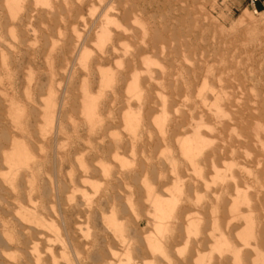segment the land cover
<instances>
[{
  "label": "rangeland",
  "instance_id": "1",
  "mask_svg": "<svg viewBox=\"0 0 264 264\" xmlns=\"http://www.w3.org/2000/svg\"><path fill=\"white\" fill-rule=\"evenodd\" d=\"M21 1H23L24 7L26 6V8L27 7L28 8H27V10H26V8L24 10L23 4H22V7H23L22 11L24 10L25 14H24V12L21 13L19 11L20 13L18 12L15 17L18 20L19 19L24 20V22H26V23L24 24L22 22V26H21L22 29H21V27H18L21 30L20 29L18 30V28L15 25L14 26L16 28L13 25H10L12 27H8L7 28L8 30L6 29V31L4 30L2 33H0L1 36H2L1 38H3L2 42L5 44V45L1 44L2 46H0L1 49H2V50H0V51H2L1 52L2 55L0 54V60L2 58H4L5 60L7 59L6 63L9 62V64L5 63L6 66L1 65L3 68H5L4 70H3L2 67H0V74H1L0 79H2V82L0 81L1 82L0 83V87L3 88V90H1L2 92L5 89L4 92H7L6 94H8L9 98L12 97L11 99H12V102H13L14 106H18V104H19L20 108L25 107L26 114H28V113L30 114V111L28 110V108H31V109L34 108L35 111L37 110L36 112H34L33 117L31 116L32 114H30L29 122H31L32 125H31V123H28L27 129H26V125H25L26 123L23 122L24 119H20L19 121L21 123L23 122L20 126H22L23 128L17 126L19 128V130H18L17 127H14L15 130L13 129L11 134H12V137L14 136L13 140L15 138V140L13 141L14 145L15 144H19V143L22 144L23 141H24V143L26 145H27V143H30V144L27 145V147H29V145H31V144L33 145V146L29 147L30 153H32L33 151L36 152V153H32L31 154V155L35 154V156H33L31 161L29 159L28 162L31 163L32 160L34 161V159H35V161L37 163V162H39L41 160V165L40 166H42L41 167V172L42 171L43 172L42 173L40 172L41 174L39 173L40 174L39 178H42V179L44 178V179L43 180L39 179V178H38L39 180L37 179V182L35 184L36 190L33 192L32 197H31L30 200L28 199L27 194H24L23 192H20L21 190L19 192L17 191L19 193V195H18V193L14 192V194H15V197H14L13 193H9L7 191H2L0 189V200H3V201H0V208H1L0 209V222H6L7 223V228H6L7 232L5 231L4 233H10V234H12L11 236L14 235L13 238L14 237L16 238V235L19 234V232H16V231L20 230V227L18 225V219L20 218V215L22 216V214H24V213L27 214L28 210L33 208L34 206L37 207V208H40V213H41L40 215L42 216V219L43 218L45 219V221L43 219V221H44V223H43V221L41 219V221H42L41 222V226L38 229L39 233L36 235V237H38V240L36 241V250H37V252L33 251L32 249H30L33 252L31 251V253H29V250L27 248L24 249L23 246L20 243L18 244L16 242V239H13L14 241H9L8 243H5L6 245L3 244L1 246L3 248V249L1 248L3 256L5 255L4 259H3L4 260L3 261L4 264H18L19 262H21L19 264H28V263L29 264H33L32 260H33V262L35 264H38V263L39 264H48L49 262H51L49 264H71V263L72 264H86V263L87 264H109L111 262V260H112L111 264H145L148 260L151 259V257H150L151 255L155 256L157 259L161 260V255L158 254L157 250H154V249H157L156 247L154 248V245L156 246L155 242H157V241H158L157 243H159V242L161 243L162 248L166 252L168 251L167 252L168 254L169 253L170 254L173 253L171 255H172V259H173L174 262H181L182 261V262H185L186 264H195L194 263V259L198 255H203V259L206 262H208L209 264H214L215 253L214 252L210 253L209 250L212 248V246L214 244L213 242H215L216 240H219L218 230H216V226L220 227L221 231L224 233V236L228 240H230L231 243L240 244V240L236 236V233L240 232L242 229H244V226H243L244 225V219L242 220L241 213L242 214L246 213L244 211V210H246V208H244V206H246V204L237 203V205H236L237 208H235L234 211H231V212H230V209H229L230 208L229 206H231V205H229V204H231L233 202V199L235 200V198H237V195L240 192H244L245 194H247V193L250 194V195H248V197H249L250 200H252L253 197L251 196V193H252L253 190L251 191L250 189H253V186L256 184L255 181H254V178H255V176H259L260 179L262 178V172H261V170L258 167V163L255 161L256 159H253V158L256 157L255 156L256 153L254 154L255 151L253 149H252V151L250 150V152L246 149L247 145L245 143H246L247 138L243 137L244 136L243 133L242 134L240 133V135H239V132H241V128L240 127H241L242 123L239 120H237L235 115H234V112H237V113H240V114H242V112H243V116L245 117L244 121L248 122V121H251L252 119L259 118L260 117L259 115L264 114V22H263L264 18H260L257 13H254L252 11L251 6L249 5V0H130V1L128 0L129 2L127 0H119V1H116V0H97V1L96 0H90L92 3L88 2L89 0H80V1L76 0L79 3V7L81 9L79 7H78V9L76 7H70L71 11H70V9L68 7L67 8L63 7L64 9L66 8L67 11H65L64 9L63 10L60 9V8H62V6L59 7L57 5V7H56V1H58V0H44L43 2H40L41 5L39 3H37L36 5H33V4L30 5L28 0H21ZM25 1H27V4H26ZM54 1H55V4H54ZM49 2H50V5H48ZM102 2H103V4H102ZM119 2H122V3L125 2V4H127V2H128L129 4H127V5H124V4H121V3L120 4L122 6L124 5L125 7L128 6V5L129 6L127 7V9L125 7H123V9H122V8H120L121 5L119 4ZM96 3H98V4H96ZM151 3H153V4H151ZM38 4L41 7H39ZM94 4H95V6H94ZM118 4H119V6H117ZM89 5H91V6H89ZM130 5H132L134 8L130 7ZM29 6L32 7V11H33L32 13L30 12L31 15H30V13H28V15L26 14L27 12L31 11V9H30L31 7H29ZM53 6H55V7H53ZM87 6L90 7L89 10H88ZM262 6H263L262 10H264V2H263ZM34 7L36 9H37V7H39L38 8L39 10L38 9H37V11L34 10ZM41 8H48V9H50L52 11V13L56 12L58 14V12H59V14H58V16H57V14H53L54 15L53 16V15H50L51 12L47 13V12L43 11L47 15H49V16H47L40 10ZM52 8L53 9L55 8L54 9L55 11H53ZM157 8H160V9H157ZM115 9H116V11H114ZM163 9H165V11ZM171 9H172V11L170 12ZM177 9H180V10H177ZM244 9H246L247 12L253 14L252 15L254 17L253 24L255 23V26H257V27H255V29L254 28H248L246 24L240 23V21H238V17L242 14ZM81 10H83V11H81ZM87 10L89 12L90 11L91 12L89 13ZM104 10H105L106 13L104 12ZM107 10L109 12H107ZM184 10L187 11V12H185ZM35 11L39 12V13H36ZM124 11L125 12L127 11L128 13H130L129 17H131L130 18L131 20H132V16L133 15L134 16H136V15L138 16L139 15L140 16V17L138 16L139 17L138 18L139 19V23L138 22H133L132 28H130L131 25H130V27H127L126 24H128L127 23L128 21L124 22L125 21L124 20V17H125L124 15L127 16L128 13L127 12L125 13ZM136 11H138L140 14H137ZM146 11H147V13H146ZM40 12H42L44 15L42 13H40ZM161 12H163L165 15L163 13L161 14ZM258 12H259V10H258ZM91 13H93V14H91ZM121 13L123 15H121ZM132 13H133V15H132ZM32 14H33V16H32ZM34 14H35V16H34ZM38 14L39 15L41 14L40 16H42V15L43 16L40 17ZM83 14L85 16H82ZM112 14H113V16H115V19H114V17H112L113 20H112V18L110 19ZM20 15L24 16V17H22L23 19L20 17ZM67 15L70 18H67ZM29 16H31V18ZM50 16H52V17H50ZM107 16H110L109 19H108ZM122 16H123V18H121ZM151 16L153 18L155 17V19H153ZM163 16H164V18H163ZM173 16H175L177 19L179 17H181L179 19L182 20V21L178 20V22H177V19H175L176 20L175 22H177V25L180 26L181 30L184 31V33H182V31H181V34H180L181 37H184V38H188L187 37L188 33L185 32L187 30V28L191 27V25L193 26V24L190 25V23H192L191 21L192 20L195 21L194 23L198 22V23H196L194 25V27L198 31L197 34L200 35V36L202 35L201 36L202 39L199 40L200 42H198V39H196L197 42L194 41L191 44H189L190 46L189 45L188 46L191 47V48L195 47L197 49L196 57L198 55L201 56V59H200L201 64L205 65L206 63H209V65L213 66L214 70L217 69L216 70L217 72L214 71L216 75L220 71H223L222 74H221L222 79H224L223 82H222V84L224 86L223 91L224 92L228 91L226 93V97L228 99L226 98L224 100V102H223V108H224V111H225L224 115H222V116L220 115V118H219V116L218 117L214 116L215 118H210L207 114H205V117L208 116L207 117L208 119L204 118L205 119L204 120L205 121V123H204L205 125L202 126L200 131H201L202 137H204L203 139L205 141H207V139H208V141H211V140L212 141L211 142L207 141L206 142L207 144L204 145L203 148H202L203 149L202 153L199 154V155L194 156V158H195L194 160H196L197 163L199 162L197 164V167L192 165L193 163L190 160L188 162V158L186 157L185 149L181 148L182 146L185 147L184 146V142H189L192 139V137H194V135L192 134V132L190 133L191 129L188 128L189 125H187V124H185L183 122L184 119H182V120L178 119V118H180V119L182 118V116L180 117V114L182 115L181 112H182L183 109H185V107H184V105L182 103L183 101H181L182 99L180 100V98H179V97H182L181 96L180 86H179L180 85L179 81L181 80V77L183 75L189 74V72L188 73L186 72L185 68H187L188 65L186 66V64H189L190 59H188V58H184L183 59V58L179 57V54L175 53L176 50H174L175 51L174 52L173 49H172L173 47H171L170 45L169 46H164V47H157L156 49L159 50L160 53L158 51L156 53V50H154V49L145 50V51L142 50L141 52L137 51V50H134L135 49L134 48L135 42L139 41L142 38L141 33L143 32V30H142L143 29L142 28L143 24H145V27H147V29L146 28L145 29L148 32H151L150 30H152V29H156L157 31H161L162 30V26L165 23V21H166V24H167L168 23L167 21L170 20L171 17H172V19L175 18ZM191 16L194 17V18L196 17L195 18L196 20L194 18L191 20V18H192ZM56 17H58V18H56ZM60 17L63 18V20H61ZM89 17L91 19H89ZM106 17H107V19H106L107 21L105 20ZM182 17H184L185 19H183ZM198 17H201V18H198ZM25 18L27 20H25ZM120 18H121V20H119ZM134 18H136V17H134ZM202 18H203V20H202ZM256 18H257V20H256ZM28 19H30V21ZM80 19H81V21H80ZM98 19H100V20L98 21ZM64 20L66 21V23H65ZM88 20H89V22H88ZM109 20H110V22H109ZM115 20H117V21L115 22ZM162 20H165V21H163L164 22L163 24H162ZM51 21H52V23L53 22L55 23V26H56L57 30H55V26H54V24L51 23ZM60 21H63V22L61 23ZM86 21L88 22V24H87ZM101 21H103V23H101ZM104 21H105V23L108 22V24L106 23L107 24L106 25L104 23ZM111 22H113V25H112ZM114 22H115L116 25H117V22H119V24L116 27H114L115 26ZM120 22H121V24H123V26L120 24ZM140 22H141L142 25H140ZM183 22H185V23H183ZM48 23H50V24H48ZM70 24H72V26H73V28L75 30H73V28H71L72 26H70ZM135 24L136 25L139 24L141 27L138 28L139 25L136 27ZM166 24H165V26H166ZM24 25H26V27ZM104 25H106V26H104ZM109 25L110 26L112 25V27H114V28H111ZM167 25H169V23ZM118 26H120L122 28H120ZM124 26H125V28H124ZM128 26H129V24H128ZM158 26L160 27V29H159ZM183 26H184V28H183ZM149 27H150V29H149ZM11 28H13L14 32L12 31ZM59 28H60V30H59ZM103 28H104V30H103ZM51 29L53 30L54 33L51 31ZM81 29H83L84 31L83 30L81 31ZM109 29H111V30H109ZM120 29H123L124 32L121 31ZM9 30H11V32H13L15 34V35L13 34L15 39H14V37H12L13 35L10 37L11 33L8 32ZM108 30L110 32H112V33H110ZM140 30H142V31H140ZM250 30H251L252 33L250 32ZM21 31H22L23 35L20 33ZM55 31H57L59 33L55 32ZM71 31H73V32H71ZM101 31L102 32L104 31L103 34H105V32H106V34H105L106 36L108 35L106 40H104L106 36H102V32ZM115 31H117V32H115ZM152 31H154V30H152ZM32 32H33V35L31 34ZM47 32H50V35H48L49 33H47ZM69 32H70V34H69ZM120 32L123 33L121 36H119L120 34H118ZM7 33H9V34H7ZM185 33H186V36H184ZM132 34H133L134 37L132 36ZM136 34H138V36ZM24 35H26V36L24 37ZM67 35L70 36V37H68ZM81 35H82V37H81ZM117 35L119 37H117ZM32 36H34V37H32ZM51 36L53 38H51ZM76 36H77L78 40L77 39L74 40V38ZM78 36H79V38H78ZM110 36L112 38L114 36V38H113L114 40L111 39ZM130 36L133 37V38H131ZM63 37H65V38H63ZM115 37H117V38H115ZM176 37L178 38V41H177V38L174 37V39H173L170 36L171 40H173V41L176 40V42H174V44H176L177 42L180 43L184 39V38H180V36H177V35H176ZM66 38H67L68 41L66 40ZM68 38L69 39L72 38L74 43L76 42L75 44H77V50H76V52L74 54L70 53V46L73 45V44H70L72 39L69 40ZM11 39L14 40V41H12ZM26 39H28V40H26ZM29 39L30 40L32 39V40L30 41ZM80 39H81V41L79 42ZM131 39H132V41H131ZM135 39H137V40L135 41ZM51 40H53V41L50 42ZM99 40H101V43H102V41H104L105 43L103 42V44H101ZM120 40H122V41H120ZM20 41H22L21 44H20ZM36 41H38V42H36ZM73 41L71 43H73ZM86 41H87L88 45H85ZM94 41H97L98 43L94 42ZM17 43H18L19 46L17 45ZM197 43H198V46L196 47L195 45ZM199 43H201V44H199ZM193 44H194V46H193ZM224 44H225V46H224ZM22 45H24V46H22ZM25 45L26 46L28 45V46L26 47ZM83 45H85V46H83ZM120 45H122V46H120ZM128 45H129V47H127ZM201 45H202V47H201ZM218 45H220V46H218ZM63 47L66 49L65 51H67V53L63 50L64 49ZM67 47H69V48L67 49ZM125 47H127V48H125ZM168 47L169 48L171 47L170 51L172 53L174 52L177 57L175 55H171L172 53L169 52V48ZM56 48H57V50H56ZM58 48H59V50H58ZM85 48H87V49H85ZM166 48H168L167 49L168 51L166 50ZM9 49H12V50H9ZM39 49H41V50H39ZM83 49H84V51H83ZM111 49H114V50H111ZM128 49H130V50H128ZM174 49H177L176 46L174 47ZM103 50L104 51L106 50L105 51V53L107 52V54H105L106 56L104 55V53H103L104 51ZM110 50H111V52H110ZM123 50H125V51H123ZM55 51H58L57 52L58 54ZM59 51H62L63 53L59 55V53H61ZM152 51H154V52H152ZM95 52H97V53H95ZM132 52L133 53L135 52L134 53L135 55H133ZM165 52L167 54L169 52L170 55L169 54L167 55ZM199 52H200V54H199ZM214 52H216V53H214ZM64 53L66 54V56H68V58L65 56ZM82 53H83V56L79 55V54H82ZM86 53L89 54L90 56L87 55ZM141 53H143V54H141ZM151 53H152V55H151ZM164 53L166 54V56H165ZM69 54H71V55H69ZM123 54H124V56H123ZM139 54H141V55H139ZM209 54H210V56H209ZM62 55L66 59L64 57L62 59ZM120 55H121V57H120ZM143 55L146 56V57L142 58L141 56H143ZM31 56H33V57H31ZM42 56L45 57V58L47 56V58L45 59ZM50 56H52V57L50 58ZM79 56L81 58H79ZM98 56H99V58H98ZM122 56H123V58H122ZM133 56H137L138 59L136 57L134 58ZM147 56L149 58H152V59L147 58ZM155 56L157 57V60H155L156 59ZM163 56H165V58H167V60H165ZM171 56H174V57H172L171 60H170L169 57H171ZM88 57H90L91 59L88 58ZM101 58H104V59H101ZM120 58H121V60H120ZM140 58H142V59H140ZM173 58L176 61H174ZM178 58H181V63L178 62V61H180V59L178 60ZM26 59H27V61H26ZM64 59L66 61H64ZM113 59L116 62H114ZM163 59H164V61H163ZM186 59H187V63H186ZM206 59L208 61L205 62V64H204V61H206ZM221 59L223 60V62H220ZM45 60L48 61V62L50 61V62L48 63ZM91 60H93V61H91ZM106 60H108V61H106ZM168 60L170 61V63H169ZM166 61H167V63H165ZM14 62H16V63H14ZM63 62L64 63L66 62L67 66H64L65 64H61ZM173 62H174V64L176 63L175 65L178 66V67L176 66L177 68L175 66L174 67L172 66ZM55 63H56V66H55ZM116 63H118V64H116ZM149 63H152V64L149 65ZM220 63H222V64H220ZM0 64H2V63H0ZM96 64L98 65V67H100L99 69H98ZM142 64L144 66L146 64H148L146 66H149V67H145V69H144L146 71V73H147L145 75L146 76L145 79H147L146 81L144 79L145 76L144 75L142 76V73L145 74V72H143L144 70L142 69L144 67ZM181 64H185V66L183 65V67H182ZM219 64H220V67L218 66ZM27 65H28V67H27ZM57 65H59V67ZM78 65H79V67H78ZM163 65H164V67H163ZM203 65L200 68V71L204 69ZM46 66L47 67L51 66V67L50 68L48 67L49 69L45 70L47 68ZM60 66L61 67H63V66L66 67L67 68V72H66V68L62 69ZM92 66H94V67L92 68ZM107 66H109L110 68L107 67ZM167 66H168V68H167ZM42 67H43V69H42ZM54 67H55V69H53ZM114 67L115 68L117 67V70H115ZM136 67L138 69L140 68L139 71L142 70L141 73L139 72V75H138V71H137L138 69ZM6 68H8V69H6ZM29 68H30V70H28ZM107 68L109 69V71L112 72V74L115 75L117 73L118 77L120 76V74L122 72L123 75L120 76V77H122V78L124 77V81L121 82L122 85L121 84L119 85V90H121L124 86L126 87V85H128V83H131L133 81L132 72L136 73L139 76L138 79L141 80V77H143V79H144L143 81L139 80L140 83H143V84H141L142 87L140 86V89L142 88V90H140V93L142 92V94L147 97V101H146V104H145V106L147 108L146 107H145L146 109L144 108L145 111H143V112L145 114V117L143 118V121L141 123V127H140V129L137 130L138 133L136 132V134H134L135 132L132 131V129H134L133 121L130 120L129 115H133V113L138 111L137 95L136 94H132L133 92H130V95L133 96L132 97V96L128 95L129 94V92H128L127 95L130 98V99H128V96L125 94L126 91L124 89H122L121 92H119V94H118L119 96L117 97V99L120 100V101L118 102L117 99L116 100L113 99L112 95L114 93L112 94V91H113L112 88L108 87V86H103V85L101 86V84H99L100 75H101V72L99 70L103 71V69H106V71H108ZM133 68H134V70H133ZM50 69H51V71H50ZM59 69H62L64 71V73H63L62 70L60 71ZM182 69H184L185 71H183ZM250 69H251V71H250ZM82 70H83V72H82ZM168 70H169V72H166ZM175 70H177V71H175ZM8 71H9V73H8ZM30 71L32 73L31 75H30ZM52 71H54V72H52ZM147 71L148 72L150 71V74ZM6 72H7V74H6ZM59 72H60V74H59ZM161 72L163 73L162 76H161V74H162ZM12 73H14V74H12ZM165 73H166V75H165ZM136 74H134V75H136ZM38 75H40V76H38ZM124 75L127 76V77H125ZM140 75H141V77H140ZM149 75H151V78H150ZM168 75H169V77L170 76H172V77L169 78ZM4 76H5V78H4ZM6 76H7L8 79L6 78ZM72 76H73V78H72ZM131 76H132V79L130 78ZM148 76H149V78H147ZM177 76H179V77H177ZM159 77L161 78V80H159L160 79ZM36 78H38V79H36ZM83 78H84L85 81L83 80ZM174 78L175 79L177 78V80H178L177 83L179 85L174 81ZM30 79L33 80V81H31ZM39 79L41 81H39ZM89 79H91V80H89ZM214 79H216V77ZM214 79H212L210 81H213V83L215 82L214 84H215V86H217L216 84H218V83ZM170 80H173V81H170ZM7 81H9V82H7ZM43 81H44L45 85H44ZM147 81H149L148 82L149 84H151V83L152 84L151 85L147 84ZM162 81L165 82V83H163ZM40 82L43 83V86L41 85ZM88 82H89V84H88ZM29 83H30V85H29ZM125 83H127V84L125 85ZM167 83H169V85H170V83H172V84L169 86ZM48 84H50L51 88L49 87ZM166 85H168V87ZM40 86L42 87L41 88L42 90L39 89ZM172 86H173V88H172ZM177 86H179V87L177 88ZM96 87H97V89H96ZM100 87H102V88H100ZM150 87H151V89H150ZM106 88H107V90H106ZM160 88H161V90H160ZM170 88L173 89V90L171 91ZM177 89L180 90V92ZM145 90H147V91H145ZM162 90H164V91H162ZM52 91H53L54 94L52 93ZM101 91H102V95L104 96L103 98H102V95L100 93ZM122 91H124V92H122ZM39 92H40V94H39ZM97 92L100 93V94H98ZM166 92H167V94L169 93L168 94L169 98L167 97ZM173 92H175V93H173ZM68 93H69V95H68ZM84 93H86L89 96H91V95L94 96V97L98 96L99 98H100V95H101V98H100L101 100L99 98L97 99V100H100V101H98L99 103L101 102L99 104L100 108L98 110L101 120L97 119L98 122H97V120L95 118H88L85 115V113H84L85 112L84 108L81 107V110L79 111L80 108H78V107H80V106H77V105H81V102L84 103V102L88 101L84 97ZM156 93H158V95ZM170 93H171V95L173 93L175 96H173V95L171 96ZM27 94H30V99H29L30 102L27 101L28 98H29V96ZM46 94H47V96H46ZM121 94H123V98H122ZM64 95H66V96H64ZM81 95H82V97H81ZM108 95L109 96L111 95V99H110V97ZM192 96H193V94H192ZM47 97H51L52 98V100H53V104L52 105L53 106L46 107L45 104H46ZM108 97H109V99H107ZM170 97H171V99H170ZM64 98H65V103L63 105L62 103L64 101L63 100ZM177 98H179V99H177ZM103 99H105L104 103H103V101H104ZM121 99L123 101H121ZM56 100L59 101V102H57ZM68 100H69L70 104L68 103ZM108 100L109 101L112 100V102H113V100L115 101V102H113L114 107H113V105H110V102H109V106H108V103H107ZM164 100H165V102H164ZM169 100L171 101L170 103H168ZM173 100H175L174 102L176 104L173 103V105H172L171 103L173 102ZM124 101H126L125 102L126 104H130L132 101L133 102L130 105H126V104H124ZM178 101L181 102V103H178ZM207 101H209V102H207V104H209L211 102V98L209 97V99ZM112 102H111V104H112ZM117 102L120 103L121 106H119V104ZM73 104L74 105L77 104V105H75V107L78 110L74 107ZM165 104H166V107H165ZM169 104L172 105L173 107L177 106L178 109H179V107L181 108L179 110L177 108H175V110H174V108L172 106H170L174 111L178 112V114L177 113H174L175 115L173 114V110L168 107ZM44 105H45L46 108H48L47 110L53 111V109H54V111L56 112L55 113L53 111V115L54 116H53V119L51 121L46 116L47 110L44 107ZM66 105H67V107H66ZM101 105L102 106L105 105L104 107L106 108V111H104V108L101 107ZM1 106H3V105H1V103H0V109H3V107L1 108ZM63 106L68 111L67 110L64 111L65 109H62ZM110 106L112 107V115L114 117L110 113V111H111V107ZM125 106H127L128 108L125 107ZM43 107H44V109H43ZM121 108H123V109H121ZM74 109H76V111H74ZM165 109H166L167 112L164 111ZM169 109H171L170 113H168ZM150 110H151V112H150ZM159 112H161V113H159ZM59 113H60V115L64 114V116H60L59 117ZM83 113H84L85 117H83ZM114 113H116V114H114ZM258 113H259V115H258ZM107 114L110 115V116H108ZM154 114H157V115L158 114L159 115L162 114V116L160 115V117L163 118V120L160 119L159 117H157V115L155 116ZM66 115L67 116L70 115V116L67 118V117H65ZM124 115H125V119H124ZM169 115H171L173 118L171 116H169ZM225 115H227V116H225ZM174 116H176L177 120L174 118ZM223 116H224V118H223ZM164 117H165L166 120L164 119ZM171 118H172V120H170ZM34 119H35V121H34ZM86 120L87 121L90 120V121L87 122ZM91 121L92 122L94 121L95 123L93 122V124H95L96 126L93 125ZM171 121H172V123H171ZM33 122L35 123L34 128L32 127L33 126ZM124 122H125V125H124ZM126 122L128 124H126ZM146 122H147V124H146ZM163 122H165V125H164ZM167 122H169V123L167 124ZM174 122L175 123L177 122V123L173 125ZM88 123L91 124V125H89ZM97 124H98V126H97ZM167 125L168 126L170 125V127L167 128ZM172 125H173V127H172ZM108 126H110V127H108ZM131 126H132V128H131ZM163 126L166 127L167 129L164 128ZM57 127H58V129H57ZM72 127H74V128H72ZM104 127L106 128L107 131L105 130ZM186 128L189 129V130H187ZM34 129L37 130V131L35 132ZM72 129H73V131H72ZM90 129L91 130L94 129V130H92L93 132ZM164 129L166 131L168 130L169 133L165 132ZM170 129H173L174 131H172ZM233 129H234V131H233ZM62 130H64L65 133ZM26 131H28L29 133L26 132ZM95 131H96V133H95ZM14 132H16L15 135H14ZM146 132H147V134H146ZM186 132H188V133H186ZM213 132H215V133H213ZM104 133H106V134H104ZM29 134H31V135H29ZM37 134H38V136H37ZM43 134H45V135H43ZM114 134H116V135H114ZM158 134H160V135H158ZM186 134H187V136H190V134L193 135V136H190L189 137L190 139L186 138L185 141H182L185 137H187ZM39 135H40V137H39ZM41 135H43V136H41ZM83 135H85V136H83ZM112 135H113V137H112ZM23 136H25V137H23ZM172 136H173V138H172ZM205 137H208V138L205 139ZM240 137H243V138H240ZM209 138H211V139H209ZM128 140L130 141V143H129ZM31 141H33V143ZM40 141L42 143H40ZM110 141H112V143ZM155 141H157V142H155ZM178 141L181 142L180 143L181 145L179 144ZM66 142H68V143H66ZM126 142H128V143H126ZM154 142H155V144H154ZM43 143H45V144H43ZM76 143L79 144V145H77ZM209 143H211V144H209ZM61 144H62V146H60ZM164 144H166V145H164ZM227 144H230V145H227ZM65 145H66V147L64 148ZM108 145H110V146H108ZM43 146H46V147H44L45 149L43 148ZM205 146H206V148H205ZM39 147H41L43 150L41 148H39ZM248 147H250V146H248ZM251 147H252V145H251ZM84 148H87V149H84ZM232 148H235V149L237 148L238 150L237 149L235 150V149H232ZM6 149H7L6 147L0 148V156L2 154H4V156H6V155L11 154L10 152H13V150H11V147L9 145H8V150H6ZM61 149H62V151H61ZM63 149H64V151H63ZM181 149H182V151H180ZM2 150H3V153H1ZM245 150H247V151L245 152ZM151 151H152V153L154 155L151 153ZM175 151H177V153ZM206 151H208V152L210 151L209 152L210 155L208 154L209 157L207 156L206 153H208V152H206ZM231 151H233V152L236 151V153H233ZM15 152H16V150H15ZM182 152L185 153V154H183ZM64 153H66V154H64ZM138 153H140V154H138ZM155 153H157V154H155ZM248 153H250V154L248 155ZM76 154H78V155H76ZM88 154L91 157H94L95 160H94V158L89 157ZM96 154H98V155H96ZM251 154H252V156H251ZM61 155H63V156H61ZM74 155H75V157H78V156L79 157L75 158ZM92 155H94V156H92ZM60 156L62 158H65V159H62ZM253 156H255V157H253ZM39 157L42 158V159H40ZM116 157H117V159H116ZM131 157H132V159H131ZM137 157H139L140 159L137 158ZM239 157H240V159H239ZM37 158L39 159V161H37ZM1 159H2V156L0 157V161H1ZM66 159H68V160H66ZM161 159H163L162 160L163 162L165 160H167V161H165L163 163L161 161ZM202 159H203V161H202ZM204 159H205L206 162L204 161ZM93 160L95 161V163H94ZM141 160H143V161L141 162ZM184 160H185V162H184ZM210 160H211V162H210ZM67 161H68V165H67ZM91 161H93V162H91ZM44 162H46V164H44ZM69 162H71V163H69ZM82 162H84L83 165L85 166V168L82 165ZM166 162H167L168 165L165 164ZM174 162L176 164H174ZM229 162H232L234 164L233 167H232V174L235 177L232 180L230 178V173L231 172L227 168V163H229ZM56 163H58V164H56ZM89 163H90V165H88ZM98 163H99V165H98ZM134 163H135V165H134ZM188 163H190V164H188ZM245 163H247L248 166ZM59 164H61V165L63 164L65 167L63 165H62L63 166L62 167ZM172 164H174V165H172ZM0 165H1L0 166V175H1L0 178L2 177L3 179L2 178L1 179L4 180L5 176H6L4 174H6L5 172H8V167H7L8 165L3 160H2V163L0 162ZM36 165H39V164H36ZM122 165H124V166H122ZM165 165H166V167H165ZM204 165H205V167H204ZM243 165L244 166L246 165L245 166L246 169L250 168L251 170L249 169L250 170L249 172L244 171L245 168L242 170V168H243L242 166ZM21 166L25 167L24 165H21ZM97 166H100V167H97ZM137 166H139V167H137ZM152 166H155V170H154V168ZM167 166H169V167H167ZM1 167H3L4 169H2ZM92 167H94V168L97 167V169H96L97 171L94 169L95 172H92L93 171ZM140 167H141V169H140ZM162 167H164V168H162ZM189 167H192L191 168L192 170ZM58 168H59L60 171H57ZM143 168H144V170H143ZM187 168H188L189 171L187 170ZM193 168H196V170L193 169ZM83 169H84V171H83ZM90 169H92V170H90ZM135 169H137V170H135ZM99 170H101L102 174H101V172ZM138 170H140L141 173ZM153 170L156 171V173ZM161 170H163V171H161ZM98 171H99V173H98ZM61 172L62 173L64 172V173L62 174ZM158 172L160 174H157ZM174 172H175V174H173ZM67 173L69 175H71V177L69 176L70 178L68 177ZM151 173H153V176H152ZM187 173L190 174V175H188ZM8 174L9 173H7V175ZM111 174H113V175H111ZM51 175H53V176H51ZM63 175H65V176H63ZM125 175H126V177H125ZM141 175H142V177H141ZM93 176H94V178H93ZM101 176H102L103 179L101 178ZM188 176H189V178H188ZM191 176H192V178H191ZM37 177H38V175H37ZM137 177L140 180H137ZM145 177H147V178H145ZM151 177L152 178L155 177V178L152 179ZM98 178H100V179H98ZM156 178H158L157 181H155ZM132 179L134 181H132ZM148 179H150V180H148ZM61 180H63L64 183ZM106 180H107V182L109 184L106 182ZM115 180H116V182H115ZM135 180H137V181H135ZM175 180H177V181H175ZM39 181L42 182V183H40ZM58 181H59L60 185H59ZM60 181L62 182L63 185L67 186L70 189H68L67 187L65 189V186H63ZM77 181H78V183H76ZM153 181H154V183H153ZM191 181H192V183H191ZM0 183H1V180H0ZM150 183H153V184H150ZM161 183H163V184H161ZM81 184H83V185H81ZM116 184H118V185H116ZM137 184H139V185H137ZM174 184H176L177 186L174 185ZM43 185L47 188V191H49V192L51 191V193L54 192L52 195L55 194V196L52 197L51 194H50V196L48 195V196H46L44 198V196H42V190H41L44 187ZM74 185L77 186V187H75ZM112 185L114 187H112ZM151 185H152V187H151ZM78 186H80V188ZM107 186H108V188H107ZM139 186H140V188H139ZM180 186L181 187L183 186V187L180 188ZM193 186H195V187H193ZM225 186H227V187H225ZM84 187H86V188H84ZM134 187H136V189ZM146 188H147V190H146ZM191 188L192 189L195 188V189L192 190ZM137 189L139 190V193H138ZM103 190H105L106 192L103 191ZM187 190L190 191V192H188ZM78 191H80V192H78ZM135 191H136V193H135ZM145 191H147V192H145ZM224 191L227 194H225ZM118 192L120 194H118ZM149 192H151V193H149ZM152 192H155V194H153ZM209 192L211 193V195L209 194ZM103 193L106 195V197H105V195ZM174 193L176 195H174ZM205 193H207V194H205ZM208 194H209V196L207 197ZM40 195H41V197H40ZM178 195H180V196H178ZM188 195H190V196H188ZM222 195H224L226 199H224ZM21 196L23 198H21ZM141 196H143V197H141ZM183 196H184L185 199L183 198ZM185 196H187V198H189V203L187 205H190V206H186V208H185L187 210L186 211L187 212L186 216L183 219H181L180 218L181 217L180 216V212H179L180 209H181L180 207L182 206L181 203L185 202V200L188 201ZM11 197L13 198V200H12ZM42 197H43V199H42ZM170 197H171V199H170ZM33 198L36 199L37 201L33 200ZM62 198H63V200H62ZM114 198H116V199L113 202L112 199H114ZM193 198H195V199H193ZM197 198H200V199H197ZM214 198L216 200L214 203H216L218 201L217 202L218 205L220 204L221 206L220 205H219L220 207L217 206L216 212L212 214L213 216L217 215V216L214 217V220H213V218H212L213 216L211 217V215H209L210 212H207L206 207H204L205 206L204 200L206 201L207 199H209V200L214 201L213 200ZM7 199H9L11 202H14V203L9 202ZM109 199H111V200H109ZM263 199H264V197H263ZM139 200L141 202H139ZM145 200H146V202H145ZM150 200H152V201H150ZM169 200H171V202ZM176 200H177V202H176ZM181 200H182V202H181ZM193 200H194V202H193ZM228 200H229V202H228ZM149 201H150V203H149ZM252 201H254V199ZM252 201H250V202H252ZM16 202H18V203H16ZM15 203H16V205H15ZM54 203H55V205H54ZM63 203H64V205H61ZM88 203H91V204H88ZM123 203H124V206H122ZM167 203L170 204V205L167 206ZM38 204L41 205V206H39ZM93 204H95V206ZM164 204L166 205V207H168L167 209L170 208V210H168L169 212L167 211V209L164 206ZM26 205H27V207H26ZM42 205H43V207H42ZM44 205H46V206H44ZM53 205L55 206L54 208H53ZM199 205H201V206H199ZM10 206H11V208H9ZM238 206H240V207H238ZM19 207L20 208L22 207V209H20ZM44 207H45V209H44ZM121 207H122V209H120ZM123 207L126 210L123 209ZM132 207H133V209H132ZM177 207L179 208V210H178ZM187 207H188V209H187ZM23 208L24 209L25 208L26 209L29 208V209L23 211L24 210ZM141 208H142V210H145V211H141ZM154 208H157V209H155L156 211H154ZM117 209H119L118 212L122 210V211H124V213H122V212L118 213ZM159 209H161V210H159ZM1 210H3L4 212L1 211ZM71 210H72V212H71ZM19 211H23V212H19ZM77 211L79 213H81V214H79ZM129 211H130V214L128 213ZM139 211H141V213ZM160 211L161 212L164 211L165 213L168 212L167 213L168 216L164 212L161 213ZM115 212H117V214ZM126 212H127V215L129 214L130 218L125 214ZM19 213H21V214L19 215ZM139 213H140V215H138ZM155 213L158 214V215H156ZM238 213H239V215H238ZM47 214H49L50 218L47 217ZM114 214H115L116 217H114ZM154 214H155V216H154ZM119 215H120V217H119ZM160 215H162V216H160ZM17 216H19V218H15ZM52 217H53V219H52ZM110 217H111V220H109ZM118 217H119L118 221H120L119 222L120 226H122V224L125 223V225H123L122 227H120L118 225V221H116V219ZM124 217H125V219H124ZM58 218H59V220H58ZM113 218H115V219L112 220ZM215 218H217V220ZM47 219L51 221V223L49 221L50 224L48 223ZM106 219H107V221H106ZM148 219L150 220V222H149ZM179 219L181 221H179ZM187 219H189V221L191 222V226L189 227L191 232L189 233L190 236L188 235V237L184 236L185 229H184V226H183L186 223ZM11 221H13V222H11ZM104 221H106V222H104ZM171 221H172V223H171ZM193 221L194 222L197 221V222H199V224L197 222L194 223ZM213 221H214V223H213ZM90 222H92V223H90ZM107 222L108 223L110 222V224H108V226L110 225L109 229H110L111 233H109L110 231L108 230ZM177 222H178V225H177ZM55 223L57 225H55ZM165 223L166 224L168 223L169 225L168 224L166 225ZM85 224H87V225H85ZM90 224H92L93 226L90 225ZM104 224H106L105 226L107 227V229H104L105 227H102ZM115 224H116V226H118L121 229H119L118 227H117L118 229L116 228L117 230L113 229V227H111V226H115ZM49 225H51L52 228H50ZM213 225H215V226H213ZM230 225L235 226L234 230H231L230 227H232V226H230ZM14 226H15L16 229H14ZM71 226H73V227H71ZM84 226H86V228ZM91 227L92 228L94 227V228L92 229ZM137 227H138V229H137ZM171 227H172V229H171ZM192 227H193V229H192ZM212 227H214V228H212ZM53 228H55V229H53ZM203 228H205V229H203ZM256 228L259 229V230L256 229L257 230L256 232H258V234L256 233L257 234L256 236H258L259 233L261 234L258 237H256V239L258 238L257 241H260L261 243L260 242L259 243L262 244V242L264 241L263 240L264 239V231H261V230L262 229L264 230V225L263 226H260V225L258 226V224H257ZM79 229H81V230H79ZM179 229H180V231H176L175 232V230H179ZM213 229H215L217 232L214 231ZM11 230H13L12 233L10 232ZM118 230L119 231L122 230V231L119 232ZM128 230L130 232H128ZM49 231H51V232H49ZM85 231H86V233H85ZM116 231H118L119 233L118 232L115 233ZM173 231H174V233H173ZM160 232H163V235ZM72 233H74V235L76 237H73L74 235ZM41 234H42V236H41ZM127 234H128V236H127ZM122 235H124L126 237H124ZM140 235H142L143 237L142 236L140 237ZM79 236L82 239L79 238ZM92 236H95V237H92ZM120 236H122V238ZM78 238H79V240H78ZM118 238L119 239L121 238L122 241H120ZM142 238H144V240ZM45 239H47V240H45ZM57 239H58V241H57ZM170 239H171V241H170ZM71 240L73 241V243H72ZM74 240H75V243H74ZM47 241L49 243H51V245ZM134 241H135V243H134ZM149 242L152 243V244H150ZM42 243H44V245ZM41 244H42V246H41ZM128 244H130V245H128ZM108 245H109V249H108ZM150 245H151V247H150ZM263 245L261 246L262 248L264 247ZM52 246L54 248H52ZM142 246L144 248H142ZM4 247H5V249H4ZM133 248L134 249L137 248V249L133 250ZM152 248H153L154 252L152 251ZM102 250H105V251H102ZM136 250H137V252H136ZM170 250H172V251L170 252ZM4 251H6V252H4ZM26 251H28V254H27ZM35 252H36V255L38 254L37 256L34 255V254L32 255V253H35ZM67 252H68L69 255L67 254ZM142 252H144V253H142ZM182 252H183V256L180 257V253H182ZM104 254H105V256H104ZM26 255H27V257H26ZM29 255H31L33 259ZM224 255L228 256L230 254L227 253V255H226L224 253ZM91 256L93 257V259H92ZM128 257H129V259H128ZM19 258H21V259H19ZM27 258H28V260H27ZM104 258L106 260H104ZM249 259H251V258L247 259L248 262L250 261ZM70 261H71V263H70ZM79 261H81V262H79ZM226 261H227V263H225ZM226 261H224L223 264H230L231 263L230 259H227ZM245 261L243 263H245ZM247 261H246V263H247ZM3 262H1V263H3ZM161 262L162 261H160V263L157 262L156 264H162Z\"/></svg>",
  "mask_w": 264,
  "mask_h": 264
},
{
  "label": "bare ground",
  "instance_id": "2",
  "mask_svg": "<svg viewBox=\"0 0 264 264\" xmlns=\"http://www.w3.org/2000/svg\"><path fill=\"white\" fill-rule=\"evenodd\" d=\"M29 1V3H30V5L31 4H33V5H36L37 3H39L40 4V2H43L44 0H28ZM80 1V0H79ZM97 1V0H96ZM116 1H119V0H116ZM128 1V0H127ZM130 1V0H129ZM128 1V2H129ZM26 2V4H27V1H25ZM58 2V3H57ZM88 2H91L90 0L88 1ZM127 2V4H129ZM53 3V2H52ZM85 3V2H84ZM92 3V2H91ZM95 3V2H94ZM113 3V2H112ZM124 4V5H127V4H125V2H119V4ZM133 3V2H132ZM136 3V2H135ZM22 4H23V1H21V0H0V33H2L4 30L6 31V29L8 28V27H12V26H10V25H15L17 28L18 27H21L22 26V22L25 24L26 22H24V20H21V19H17L15 16H16V14L20 11L21 13H23L24 12V10H25V8H26V6L24 7V4H23V7H24V10L22 11ZM38 4V5H39ZM54 4H55V1H54ZM96 4H98V3H96ZM102 4H103V2H102ZM119 4L117 5V6H119ZM120 4V5H121ZM131 4V3H130ZM151 4H153V3H151ZM164 4V3H163ZM29 5V4H28ZM41 5V4H40ZM39 5V7H41ZM48 5H50V2H49V4ZM52 5V4H51ZM57 5L59 6V7H61L62 6V8H60V9H64L63 7H68L69 9H70V7H76L77 9H78V7H79V3L76 1V0H58V1H56V7H57ZM120 6V8H122L123 9V7H125V6ZM179 5V4H178ZM89 6H91V5H89ZM94 6H95V4H94ZM129 6V5H128ZM128 6H126L125 8L127 9V7ZM152 6V5H151ZM154 6V5H153ZM29 7H31V6H29ZM39 7H37V9L39 8ZM46 7V6H45ZM52 7V6H51ZM53 7H55V6H53ZM88 7V6H87ZM99 7V6H98ZM112 7V6H111ZM130 7H133L132 5H130ZM165 7V6H164ZM28 8V7H27ZM27 8H26V10H27ZM66 8L64 9L65 11H67L66 10ZM80 8V7H79ZM89 8L90 7H88V10H89ZM93 8V7H92ZM110 8V7H109ZM116 8V7H115ZM134 8V7H133ZM140 8V7H139ZM167 8V7H166ZM181 8V7H180ZM31 9V11H29V12H27L26 14L28 15V13H32L33 11H32V7L30 8ZM37 9L34 7V10H36L37 11ZM55 9V8H54ZM53 8H52V10L53 11H55ZM81 9V8H80ZM145 9V8H144ZM157 9H160V8H157ZM184 9V8H183ZM39 10V9H38ZM42 12L43 11H45V12H51L52 13V11L50 10V9H48V8H41L40 9ZM76 10V9H75ZM87 10V11H88ZM92 10V9H91ZM94 10V9H93ZM97 10V9H96ZM95 10V11H96ZM118 10V9H117ZM125 10V9H124ZM135 10V9H134ZM143 10V9H142ZM164 11H165V9H163ZM177 10H180V9H177ZM35 11V12H36ZM70 11H71V9H70ZM80 11V10H79ZM81 11H83V10H81ZM114 11H116V9L114 10ZM152 11V10H151ZM161 11V10H160ZM172 11V9L170 10V12ZM185 11V10H184ZM19 12V13H20ZM34 12V13H35ZM42 12H40V13H42ZM45 12H43L45 15H47ZM89 12V11H88ZM91 12V11H90ZM89 12V13H90ZM104 12H105V10H104ZM103 12V13H104ZM107 12H109L108 10H107ZM125 12V11H124ZM127 12V11H126ZM125 12V13H126ZM137 12V14H140L138 11H136ZM168 12V11H167ZM180 12V11H179ZM185 12H187V11H185ZM31 13H30V15H31ZM36 13H39V12H36ZM42 13V14H43ZM50 13V15H53V14H57L56 12L54 13H52L51 14ZM62 13V12H61ZM64 13V12H63ZM66 13V12H65ZM70 13V12H69ZM82 13V12H81ZM106 13V12H105ZM117 13V12H116ZM128 13V12H127ZM146 13H147V11H146ZM163 12H161V14H162ZM191 13V12H190ZM24 14H25V12H24ZM43 14V15H44ZM58 14H59V12H58ZM58 14H57V16H58ZM91 14H93V13H91ZM95 14V13H94ZM111 14V13H110ZM153 14V13H152ZM160 14V13H159ZM164 14V13H163ZM192 14V13H191ZM257 14H258V16L260 17V18H264V10H261V11H257ZM23 15V14H22ZM37 15V14H36ZM39 15V14H38ZM41 15V14H40ZM39 15V16H40ZM42 15V16H43ZM69 15V14H68ZM68 15H67V18H70V17H68ZM121 15H123L122 13H121ZM120 15V16H121ZM129 15H130V13H128V15L126 16V15H124L125 17H124V22H127L128 24H129V26H128V24H126L127 25V27H130V25H131V27L130 28H132V25H133V22H138L139 23V17L136 15V16H134L133 15V13H132V15L134 16V17H136V18H134L133 16H132V20L130 19L131 17H129ZM156 15V14H155ZM165 15V14H164ZM175 15V14H174ZM189 15V14H188ZM194 15V14H193ZM199 15V14H198ZM253 14H251V13H249V12H247V10L246 9H244L243 10V12H242V14L238 17V21H240V23H243V24H246L247 25V27L248 28H254L255 29V27H257V26H255V23L253 24V21H254V17L252 16ZM32 16H33V14H32ZM34 16H35V14H34ZM42 16H40V17H42ZM47 16H49V15H47ZM54 16V15H53ZM56 16V15H55ZM76 16V15H75ZM82 16H85L84 14L82 15ZM153 16V15H152ZM151 16V17H152ZM195 16V15H194ZM16 19H15V18ZM19 17V16H18ZM20 17L22 18V17H24V16H21L20 15ZM19 17V18H20ZM26 17V16H25ZM30 18H31V16H29ZM37 17V16H36ZM50 17H52V16H50ZM65 17V16H64ZM73 17V16H72ZM71 17V18H72ZM102 17V16H101ZM108 17V19H109V17L110 16H107ZM107 17L105 18V20L107 19ZM112 17H114V19H115V16H113V14L111 15V17H110V19L112 18ZM150 17V18H151ZM166 17V16H165ZM173 17H175V16H173ZM189 17V16H188ZM192 17V16H191ZM56 18H58V17H56ZM87 18V17H86ZM121 18H123V16L121 17ZM121 18L119 19V20H121ZM144 18V17H143ZM147 18V17H146ZM153 18V17H152ZM162 18V17H161ZM163 18H164V16H163ZM179 18H181V17H179ZM177 19L176 17L174 18V19H172V17H171V19L170 20H168L167 22L169 23V25H167L166 24V21L165 20H162V24L164 23L163 21H165V23L163 24V26H162V30L161 31H157L156 29H152V30H154V31H152V30H150L151 32H148L146 29H147V27H145V24H141V22H140V25H142V30H143V34L141 33V35H142V38L139 40V41H137V42H135L137 39H135V46H134V50H137V51H142V50H152V49H154V50H156V53H157V51L159 52V50H157L156 48L157 47H164V46H171V47H173L172 49H173V51L174 50H176V52L175 53H177V54H179V57H181V58H188V59H190V62H189V64H186V66H187V68H185V70H186V72L188 73L189 72V74H185V75H181L180 77H181V80L179 81V84L177 83V78L175 79L174 78V81L180 86V90H181V96L182 97H179L180 98V100L181 101H183L182 103H183V105H184V107H185V109H183L182 110V115L180 114V117L182 116V118L180 119V118H178L179 120H182V119H184V123L185 124H187V125H189V129H191V131H190V133L192 132V134L194 135V137H192V139L189 141V142H184V146L185 147H181V148H184L185 149V153H186V157L188 158V162H189V160L193 163H191L192 165H194V166H196L197 167V164L199 163H197L196 162V160H194L195 158H194V156H196V155H199V154H201L202 153V148H203V146L204 145H206L207 143V141H208V139H207V141H205L203 138L204 137H202V134H201V128H202V126H204L205 124V119L204 118H207L208 116L210 117V118H215V117H218L219 116V118H220V115L222 116V115H224V113H225V111H224V108H223V102H224V100L227 98L226 97V93L228 92H224L223 91V88H224V86H223V84H222V82H223V80L224 79H222V77H221V74H222V72L223 71H220L217 75L215 74V72L214 71H216V70H214L213 69V66L212 65H209V63H206L205 64V62H207L208 60L206 59V61H204V64L205 65H203V64H201V62H200V59H201V56H197L196 57V53H197V49L194 47H189L190 45L189 44H191L192 42H194V41H196V39H198V42H200L199 40H201L202 39V35L200 36V35H198L197 34V30H196V28L194 27V25L196 24V23H198V22H196V23H194L195 21H193L192 19L194 18V17H192L191 18V22L192 23H190V25L191 24H193V26L191 25V27H189V28H187V30L185 31V32H187L188 33V35H187V37L188 38H184V37H181V31H182V33H184V31L183 30H181V28H180V26H178L177 25V22H178V20H180V19ZM183 19H185L184 17H182ZM196 18V17H195ZM194 18V19H195ZM198 18H201V17H198ZM23 19V18H22ZM60 19L61 20H63V18H61L60 17ZM89 19H91L90 17H89ZM104 19V18H103ZM145 19V18H144ZM153 19H155V17L153 18ZM160 19V18H159ZM175 19H177V22H175L176 20ZM25 20H27L26 18H25ZM29 21H30V19H28ZM37 20V19H36ZM58 20V19H57ZM73 20V19H72ZM86 20V19H85ZM100 19H98V21H99ZM112 20H113V18H112ZM118 20V21H119ZM142 20V19H141ZM150 20V19H149ZM174 20V21H173ZM196 20V19H195ZM202 20H203V18H202ZM256 20H257V18H256ZM260 20V19H259ZM59 21V20H58ZM65 21V20H64ZM80 21H81V19H80ZM97 21V22H98ZM107 21V20H106ZM117 20H115V22H116ZM123 21V20H122ZM180 21H182V20H180ZM61 23L63 22V21H60ZM84 22V21H83ZM87 22V21H86ZM88 22H89V20H88ZM88 22H87V24H88ZM91 22V21H90ZM109 22H110V20H109ZM115 22H114V24H115ZM123 22V23H124ZM155 22V21H154ZM186 22V21H185ZM185 22H183V23H185ZM263 22H264V20H263ZM40 23V22H39ZM51 23H52V21H51ZM65 23H66V21H65ZM101 23H103V21H101ZM104 23H105V21H104ZM107 24H108V22H106ZM105 23V24H106ZM112 23V25H113V22H111ZM143 23V22H142ZM160 23V22H159ZM257 23V22H256ZM28 24V23H27ZM26 24V25H27ZM48 24H50V23H48ZM52 24H54V26H55V23L53 22ZM100 24V23H99ZM106 24V25H107ZM119 24V22H117V25ZM120 24H121V22H120ZM137 24V23H136ZM135 24V25H136ZM156 24V23H155ZM165 24H166V26H165ZM182 24V23H181ZM26 25H24L25 27H26ZM30 25V24H29ZM66 25V24H65ZM69 25V24H68ZM82 25V24H81ZM103 25V24H102ZM106 25H104V26H106ZM112 25L110 26L111 28H114V27H116L117 25L115 24V26L114 27H112ZM122 26H123V24H121ZM139 25V24H138ZM138 25H136V27L138 26ZM138 26V28H140L141 26ZM199 25V24H198ZM14 26V27H15ZM40 26V25H39ZM50 26V25H49ZM53 26V25H52ZM51 26V27H52ZM53 26V27H54ZM70 26H72V24H70ZM84 26V25H83ZM82 26V27H83ZM86 26V25H85ZM88 26V25H87ZM148 26V25H147ZM157 26V25H156ZM15 27V28H16ZM28 27V26H27ZM79 27V26H78ZM77 27V28H78ZM118 27H120V26H118ZM135 27V26H134ZM159 27V26H158ZM14 28V29H15ZM68 28V27H67ZM70 28V27H69ZM71 28H73V26L71 27ZM86 28V27H85ZM120 28H122V27H120ZM124 28H125V26H124ZM146 28V29H145ZM152 28V27H151ZM183 28H184V26H183ZM10 29V28H9ZM12 29V31L14 32V30H13V28H11ZM20 28H18V30H19ZM21 29H22V27H21ZM20 29V30H21ZM39 29V28H38ZM54 29V28H53ZM84 29V28H83ZM83 29H81V31L83 30ZM116 29V28H115ZM134 29V28H133ZM149 29H150V27H149ZM159 29H160V27H159ZM158 29V30H159ZM8 30V29H7ZM16 30V29H15ZM55 30H57L56 29V26H55ZM59 30H60V28H59ZM62 30V29H61ZM73 30H75L74 28H73ZM85 30V29H84ZM83 30V31H84ZM97 30V29H96ZM103 30H104V28H103ZM109 30H111V29H109ZM108 30V31H109ZM114 30V29H113ZM112 30V31H113ZM117 30V29H116ZM121 31H123L124 32V30L123 29H120ZM142 30H140V31H142ZM156 30V31H155ZM33 31V30H32ZM36 31V30H35ZM46 31V30H45ZM48 31V30H47ZM51 31L53 32V30L51 29ZM68 31V30H67ZM79 31V30H78ZM119 31V30H118ZM9 33H11V35H10V37L14 34L13 32H11V30H9L8 31ZM17 32V31H16ZM55 32H57V31H55ZM71 32H73V31H71ZM80 32V31H79ZM102 32V31H101ZM104 32V31H103ZM103 32H102V36H106L105 34H106V32H105V34H103ZM110 32V31H109ZM114 32V31H113ZM115 32H117V31H115ZM126 32V31H125ZM250 32H251V30H250ZM9 33H7V34H9ZM21 34H22V31L20 32ZM47 33H49L48 35H50V32H47ZM54 33V32H53ZM57 33H59V32H57ZM63 33V32H62ZM85 33V32H84ZM110 33H112V32H110ZM131 33V32H130ZM252 33V32H251ZM32 35H33V32L31 33ZM52 34V33H51ZM69 34H70V32H69ZM98 34V33H97ZM118 34H120L119 36H121L123 33H118ZM177 36H180V38H184L180 43L179 42H177L176 44H174V42H176V40L175 41H173V40H171V38H170V36L174 39V37L175 38H177L176 37V35ZM250 34V33H249ZM15 35V34H14ZM14 35L12 36V37H14ZM23 35V34H22ZM21 35V36H22ZM28 35V34H27ZM60 35V34H59ZM83 35V34H82ZM82 35H81V37H82ZM95 35V34H94ZM113 35V34H112ZM111 35V36H112ZM125 35V34H124ZM123 35V36H124ZM131 35V34H130ZM137 36H138V34H136ZM175 35V36H174ZM253 35V34H252ZM26 35H24V37H25ZM38 36V35H37ZM41 36V35H40ZM62 36V35H61ZM64 36V35H63ZM68 36V35H67ZM98 36V35H97ZM108 36V35H107ZM107 36L105 37V39L104 40H106V38H107ZM110 36V37H111ZM118 35H117V37H119ZM132 36H133V34H132ZM174 36V37H173ZM183 36V35H182ZM184 36H186V33H185V35ZM213 36V35H212ZM254 36V35H253ZM2 36H1V34H0V46H2L4 43L2 42V39L3 38H1ZM23 37V36H22ZM32 37H34V36H32ZM49 37V36H48ZM58 37V36H57ZM68 37H70V36H68ZM117 37H115V38H117ZM125 37V36H124ZM129 37V36H128ZM131 37V36H130ZM134 37V36H133ZM133 37H131V38H133ZM17 38V37H16ZM27 38V37H26ZM51 38H53L52 36H51ZM63 38H65V37H63ZM74 38V37H73ZM78 38H79V36H78ZM109 38V37H108ZM113 38H114V36H113ZM112 37H111V39H113ZM126 38V37H125ZM170 38V39H169ZM179 38V39H180ZM216 38V37H215ZM14 39H15V37H14ZM34 39V38H33ZM60 39V38H59ZM69 39V38H68ZM72 38H70L69 40H71ZM75 39H77V36L74 38V40ZM88 39V38H87ZM206 39V38H205ZM214 39V38H213ZM12 40V39H11ZM26 40H28V39H26ZM30 40V39H29ZM32 40V39H31ZM30 40V41H31ZM38 40V39H37ZM54 40V39H53ZM53 40H51L50 42H52ZM66 40H67V38H66ZM78 40V39H77ZM76 40V41H77ZM94 40V39H93ZM114 40V39H113ZM112 40V41H113ZM212 40V39H211ZM12 41H14V40H12ZM17 41V40H16ZM62 41V40H61ZM68 41V40H67ZM73 41V39L71 40V42ZM81 41V39L79 40V42ZM98 41V40H97ZM97 41H94V42H97ZM100 41V43H101V40H99ZM111 41V40H110ZM109 41V42H110ZM120 41H122V40H120ZM125 41V40H124ZM123 41V42H124ZM131 41H132V39H131ZM177 41H178V38H177ZM217 41V40H216ZM220 41V40H219ZM218 41V42H219ZM5 42V41H4ZM8 42V41H7ZM6 42V43H7ZM19 42V41H18ZM21 42L22 41H20V44H21ZM36 42H38V41H36ZM35 42V43H36ZM70 42V41H69ZM70 42V44H73V45H71L70 46V53L71 54H74L75 52H76V50H77V44H75L74 43V41H73V43H71ZM103 42L104 41H102V43L101 44H103ZM197 42V41H196ZM209 42V41H208ZM221 42V41H220ZM11 43V42H10ZM24 43V42H23ZM78 43V42H77ZM86 44L85 45H88L87 44V41L85 42ZM98 43V42H97ZM105 43V42H104ZM116 43V42H115ZM126 43V42H125ZM203 43V42H202ZM212 43V42H211ZM222 43V42H221ZM2 44V45H1ZM29 44V43H28ZM62 44V43H61ZM113 44V43H112ZM111 44V45H112ZM174 44V45H173ZM199 44H201V43H199ZM5 45V44H4ZM17 45H18V43H17ZM54 45V44H53ZM52 45V46H53ZM56 45V44H55ZM85 45H83V46H85ZM96 45V44H95ZM100 45V44H99ZM110 45V44H109ZM125 45V44H124ZM131 45V44H130ZM189 45V46H188ZM14 46V45H13ZM19 46V45H18ZM22 46H24V45H22ZM26 46V45H25ZM28 46V45H27ZM26 46V47H27ZM35 46V45H34ZM114 46V45H113ZM120 46H122V45H120ZM176 46V48L177 49H174V47ZM193 46H194V44H193ZM196 47L198 46V43L195 45ZM212 46V45H211ZM218 46H220V45H218ZM224 46H225V44H224ZM223 46V47H224ZM12 47V46H11ZM40 47V46H39ZM38 47V48H39ZM82 47V46H81ZM97 47V46H96ZM104 47V46H103ZM106 47V46H105ZM111 47V46H110ZM117 47V46H116ZM127 47H129V45L127 46ZM127 47H125V48H127ZM170 47V48H171ZM188 47V48H187ZM201 47H202V45H201ZM3 48V47H2ZM29 48V47H28ZM37 48V47H36ZM64 48V47H63ZM69 47H67V49H68ZM113 48V47H112ZM131 48V47H130ZM169 48V47H168ZM168 48H166V50L168 49ZM170 48H169V52H171L170 51ZM208 48V47H207ZM225 48V47H224ZM16 49V48H15ZM42 49V48H41ZM41 49H39V50H41ZM44 49V48H43ZM85 49H87V48H85ZM95 49V48H94ZM98 49V48H97ZM119 49V48H118ZM124 49V48H123ZM132 49V48H131ZM222 49V48H221ZM0 50H2L1 49V47H0ZM6 50V49H5ZM9 50H12V49H9ZM25 50V49H24ZM37 50V49H36ZM35 50V51H36ZM56 50H57V48H56ZM58 50H59V48H58ZM61 50V49H60ZM64 51L66 50L65 48L63 49ZM62 50V51H63ZM82 50V49H81ZM111 50H114V49H111ZM111 50H110V52H111ZM128 50H130V49H128ZM210 50V49H209ZM44 51V50H43ZM62 51H59V52H61V53H59V55L60 54H62L63 52ZM80 51V50H79ZM83 51H84V49H83ZM96 51V50H95ZM104 51V50H103ZM106 51V50H105ZM105 51L103 52L104 53V55L105 54H107V52L105 53ZM123 51H125V50H123ZM132 51V50H131ZM168 51V50H167ZM215 51V50H214ZM2 51H0V54L2 55V53H1ZM10 52V51H9ZM12 52V51H11ZM25 52V51H24ZM33 52V51H32ZM56 53L58 52V51H55ZM66 53H67V51H65ZM109 52V53H110ZM139 52V53H140ZM152 52H154V51H152ZM169 52H168V54H169ZM172 53L171 55H175V53ZM205 52V51H204ZM226 52V51H225ZM34 53V52H33ZM38 53V52H37ZM43 53V52H42ZM54 53V52H53ZM52 53V54H53ZM81 53V52H80ZM95 53H97V52H95ZM126 53V52H125ZM128 53V52H127ZM133 53V52H132ZM135 53V52H134ZM133 53V55H135ZM144 53V52H143ZM143 53H141V54H143ZM160 53V52H159ZM166 53V52H165ZM164 53V54H165ZM214 53H216V52H214ZM220 53V52H219ZM21 54V53H20ZM44 54V53H43ZM58 54V53H57ZM65 54V53H64ZM63 54V55H64ZM71 54H69V55H71ZM87 54V53H86ZM130 54V53H129ZM141 54H139V55H141ZM167 54V53H166ZM166 54H165V56H166ZM167 54V55H168ZM199 54H200V52H199ZM204 54V53H203ZM8 55V54H7ZM31 55V54H30ZM46 55V54H45ZM56 55V54H55ZM62 55V59H63V56ZM68 55V54H67ZM79 55H82L83 56V53L82 54H79ZM87 55H89V54H87ZM103 55V54H102ZM119 55V54H118ZM148 55V54H147ZM151 55H152V53H151ZM170 55V54H169ZM216 55V54H215ZM12 56V55H11ZM28 56V55H27ZM65 56H66V54H65ZM86 56V55H85ZM90 56V55H89ZM106 56V55H105ZM115 56V55H114ZM123 56H124V54H123ZM123 56H122V58H123ZM132 56V55H131ZM165 56H163L164 57V59L165 60H167V58H165ZM176 56V55H175ZM206 56V55H205ZM209 56H210V54H209ZM2 57V56H1ZM31 57H33V56H31ZM43 57V56H42ZM52 56H50V58H51ZM54 57V56H53ZM67 58H68V56H66ZM87 57V56H86ZM102 57V56H101ZM104 57V56H103ZM120 57H121V55H120ZM134 58L136 57L137 58V56H133ZM142 58L143 57H146V56H141ZM172 57H174V56H171V57H169V59L171 60V58ZM177 57V56H176ZM29 58V57H28ZM43 58H45V57H43ZM46 58H47V56H46ZM45 58V59H46ZM65 58V57H64ZM79 58H81L80 56H79ZM88 58H90V57H88ZM98 58H99V56H98ZM142 58H140V59H142ZM147 58H149L148 56H147ZM155 60H157V57L155 56ZM181 58H178V60L180 59V61H178V62H180L181 63ZM9 59V58H8ZM53 59V58H52ZM66 59V58H65ZM64 59V61H66ZM91 59V58H90ZM101 59H104V58H101ZM109 59V58H108ZM138 59V58H137ZM145 59V58H144ZM149 59H152V58H149ZM164 59H163V61H164ZM177 59V58H176ZM204 59V58H203ZM209 59V58H208ZM81 60V59H80ZM114 60V59H113ZM120 60H121V58H120ZM173 60H174V58H173ZM1 62L0 63H2V64H0V67H2L1 65H3V66H6L5 65V63H6V61H7V59L5 60L4 58H2L1 60H0ZM25 61V60H24ZM26 61H27V59H26ZM38 61V60H37ZM42 61V60H41ZM46 61V60H45ZM91 61H93V60H91ZM106 61H108V60H106ZM111 61V60H110ZM118 61V60H117ZM144 61V60H143ZM169 61V60H168ZM174 61H176V60H174ZM46 62H48V61H46ZM50 62V61H49ZM48 62V63H49ZM61 62V61H60ZM68 62V61H67ZM114 62H116L115 60H114ZM122 62V61H121ZM125 62V61H124ZM134 62V61H133ZM132 62V63H133ZM157 62V61H156ZM217 62V61H216ZM215 62V63H216ZM220 62H223V60L221 59L220 60ZM14 63H16V62H14ZM13 63V64H14ZM42 63V62H41ZM54 63V62H53ZM78 63V62H77ZM76 63V64H77ZM131 63V62H130ZM129 63V64H130ZM140 63V62H139ZM144 63V62H143ZM165 63H167V61L165 62ZM169 63H170V61H169ZM168 63V64H169ZM185 63V62H184ZM186 63H187V59H186ZM6 64H9V62L8 63H6ZM32 64V63H31ZM36 64V63H35ZM47 64V63H46ZM61 64H65L64 66H67L66 65V62L64 63H61ZM116 64H118V63H116ZM115 64V65H116ZM135 64V63H134ZM133 64V65H134ZM137 64V63H136ZM150 64H152V63H149V65ZM156 64V63H155ZM172 64V63H171ZM176 64V63H175ZM174 64V62H173V64H172V66L174 67H176L177 65H175ZM179 64V63H178ZM208 64V65H207ZM217 64V63H216ZM220 64H222V63H220ZM220 64L218 65L219 67H220ZM30 65V64H29ZM53 65V64H52ZM97 65V64H96ZM105 65V64H104ZM124 65V64H123ZM122 65V66H123ZM143 65V64H142ZM146 65H148V64H146ZM144 66L142 69L144 70L145 69V67H149V66ZM170 65V64H169ZM182 65V67H183V65L185 66V64H181ZM190 65V66H189ZM202 65L204 66V69L203 70H201L200 71V68L202 67ZM214 65V64H213ZM55 66H56V63H55ZM58 67H59V65H57ZM63 66V67H64ZM84 66V65H83ZM100 66V65H99ZM111 66V65H110ZM121 66V65H120ZM135 66V65H134ZM171 66V65H170ZM9 67V66H8ZM11 67V66H10ZM15 67V66H14ZM27 67H28V65H27ZM36 67V66H35ZM40 67V66H39ZM47 67V66H46ZM45 67V68H46ZM49 67V66H48ZM44 68L45 70H47V69H49V68ZM61 67V66H60ZM61 67L62 69H65L66 67ZM69 67V66H68ZM78 67H79V65H78ZM94 66H92V68H93ZM96 67V66H95ZM97 67H98V65H97ZM107 67H109V66H107ZM133 67V66H132ZM163 67H164V65H163ZM178 67V66H177ZM176 67V68H177ZM3 68V67H2ZM25 68V67H24ZM33 68V67H32ZM86 68V67H85ZM88 68V67H87ZM100 67H98V69H99ZM105 68V67H104ZM110 68V67H109ZM121 68V67H120ZM137 68V67H136ZM167 68H168V66H167ZM225 68V67H224ZM5 68H3V70H4ZM6 69H8V68H6ZM40 69V68H39ZM42 69H43V67H42ZM53 69H55V67L53 68ZM62 69H59L60 71L62 70ZM79 69V68H78ZM108 69V68H107ZM114 69L115 70H117V67L115 68L114 67ZM113 69V70H114ZM122 69V68H121ZM125 69V68H124ZM138 69V68H137ZM140 69V68H139ZM139 69L137 70L138 71V75H139V72L141 73L142 72V70H140L139 71ZM149 69V68H148ZM173 69V68H172ZM28 70H30V68L28 69ZM32 70V69H31ZM114 70V71H115ZM119 70V69H118ZM133 70H134V68H133ZM171 70V69H170ZM174 70V69H173ZM183 71H185L184 69H182ZM37 71V70H36ZM50 71H51V69H50ZM56 71V70H55ZM63 71V70H62ZM100 72H101V75H100V81H99V84H101V86L103 85V86H108V87H111L112 88V97H113V99H117V97L119 96L118 94H119V92H121V90L122 89H124L126 92H125V94L127 95L128 94V92H129V94L128 95H130V92H133L132 94H136L137 95V100H138V111L137 112H135V113H133V115H129V118H130V120L131 121H133V127H134V129H132V131L133 132H135L134 134H136V132L138 133V129H140V127H141V123H142V121H143V118L145 117V114H144V112L143 111H145L144 110V108L146 107L145 106V104H146V101H147V97L146 96H144L143 94H142V92L140 93V90H142V88L140 89V86L142 87V85L141 84H143V83H140V81H143L145 78H146V71L144 70L143 72H145V74H143L142 73V76L144 75L145 77H144V79H143V77H141V75H140V77H141V80L140 79H138L139 78V76L136 74V73H133L132 72V74H133V81L131 82V83H128V85H126L127 83H125V85H126V87L124 88H122L121 90H119V85L121 84V82L122 81H124V77L122 78V77H120V76H122L123 74H122V72H121V74H120V78L118 77V74L116 73L115 75L114 74H112V72L111 71H109V69H108V71H106V69H103V71H101V70H99ZM153 71V70H152ZM165 71V70H164ZM163 71V72H164ZM175 71H177V70H175ZM250 71H251V69H250ZM29 72V71H28ZM46 72V71H45ZM52 72H54V71H52ZM58 72V71H57ZM66 72H67V68H66ZM82 72H83V70H82ZM91 72V71H90ZM116 72V71H115ZM118 72V71H117ZM125 72V71H124ZM135 72V71H134ZM148 72V71H147ZM166 72H169V70L168 71H166ZM217 72V71H216ZM8 73H9V71H8ZM63 73H64V71H63ZM149 74H150V71L148 72ZM154 73V72H153ZM162 73V72H161ZM174 73V72H173ZM183 73V72H182ZM181 73V74H182ZM251 73V72H250ZM6 74H7V72H6ZM12 74H14V73H12ZM29 74V73H28ZM32 73H31V71H30V75H31ZM59 74H60V72H59ZM100 74V73H99ZM126 74V73H125ZM134 74H136V75H134ZM170 74V73H169ZM56 75V74H55ZM71 75V74H70ZM82 75V74H81ZM95 75V74H94ZM131 75V74H130ZM163 75V73L161 74V76ZM165 75H166V73H165ZM0 76H1V74H0ZM38 76H40V75H38ZM44 76V75H43ZM59 76V75H58ZM125 76V75H124ZM138 76V77H137ZM150 76V78H151V75H149ZM149 76L147 77V78H149ZM153 76V75H152ZM3 77V76H2ZM1 77V78H2ZM11 77V76H10ZM84 77V76H83ZM125 77H127V76H125ZM167 77V76H166ZM168 77H169V75H168ZM170 77H172V76H170ZM169 77V78H170ZM177 77H179V76H177ZM216 77V79H214ZM4 78H5V76H4ZM6 78H7V76H6ZM12 78V77H11ZM33 78V77H32ZM61 78V77H60ZM72 78H73V76H72ZM75 78V77H74ZM91 78V77H90ZM94 78V77H93ZM131 79H132V76L130 77ZM160 78V77H159ZM8 79V78H7ZM29 79V78H28ZM36 79H38V78H36ZM56 79V78H55ZM63 79V78H62ZM166 79V78H165ZM212 79H214V80H216V82L218 83V84H216L217 86H215V82L213 83V81H210V80H212ZM12 80V79H11ZM14 80V79H13ZM31 80V79H30ZM35 80V79H34ZM44 80V79H43ZM47 80V79H46ZM52 80V79H51ZM72 80V79H71ZM83 80H84V78H83ZM89 80H91V79H89ZM140 80V81H139ZM147 79H145V81H146ZM159 80H161V78L159 79ZM163 80V79H162ZM0 81L2 82V79H0ZM31 81H33V80H31ZM39 81H41L40 79H39ZM53 81V80H52ZM51 81V82H52ZM85 81V80H84ZM150 81V80H149ZM149 81H147V84H149L148 82ZM152 81V80H151ZM167 81V80H166ZM170 81H173V80H170ZM0 82V83H1ZM5 82V81H4ZM7 82H9V81H7ZM15 82V81H14ZM38 82V81H37ZM54 82V81H53ZM56 82V81H55ZM94 82V81H93ZM96 82V81H95ZM129 82V81H128ZM161 82V81H160ZM163 82V81H162ZM41 83V82H40ZM43 83H44V81H43ZM43 83H41V85L43 86ZM58 83V82H57ZM70 83V82H69ZM98 83V82H97ZM163 83H165V82H163ZM173 83V82H172ZM172 83H170V85L172 84ZM20 84V83H19ZM88 84H89V82H88ZM94 84V83H93ZM152 84V83H151ZM151 84H149V85H151ZM162 84V83H161ZM168 85H169V83H167ZM228 84V83H227ZM12 85V84H11ZM29 85H30V83H29ZM44 85H45V83H44ZM49 85V87H50V84H48ZM57 85V84H56ZM80 85V84H79ZM95 85V84H94ZM93 85V86H94ZM122 85V84H121ZM163 85V84H162ZM168 85H166L167 87H168ZM169 85V86H170ZM61 86V85H60ZM88 86V85H87ZM92 86V87H93ZM179 86H177V88L179 87ZM30 87V86H29ZM38 87V86H37ZM36 87V88H37ZM48 87V86H47ZM56 87V86H55ZM58 87V86H57ZM107 87V88H108ZM165 87V86H164ZM12 88V87H11ZM42 87L40 86V88L39 89H41ZM51 88V87H50ZM68 88V87H67ZM100 88H102V87H100ZM107 88H106V90H107ZM163 88V87H162ZM172 88H173V86H172ZM47 89V88H46ZM49 89V88H48ZM54 89V88H53ZM52 89V90H53ZM81 89V88H80ZM96 89H97V87H96ZM150 89H151V87H150ZM171 89V88H170ZM1 90H3V88L2 87H0V103H1V105H3V106H1V108L3 107V109H0V148H3V147H6L7 149L6 150H8V145L11 147V150H13V152H10L11 154H9L7 151V153L9 154V155H6V156H4V154H2L1 156H2V159H1V163H2V160L8 165L7 167H8V172H5L6 174H4V175H6L5 176V179L4 180H2L1 178H0V180H1V183H0V189L2 190V191H7V192H9V193H13V195H14V197H15V194H14V192H16V193H18L20 190V192H23L24 194H27V197H28V199L30 200L31 199V197H32V194H33V192L36 190V186H35V184H36V182H37V179L39 178V175L43 172H41V167L42 166H40L41 165V160L39 161V159L37 158V161H39V162H37L36 163V161H35V159H34V161L32 160V162L31 163H29L28 161H29V159H30V161H31V159L33 158V156H35V154L34 155H31L32 153H36V152H32V153H30V150H29V147L30 146H33L32 144L31 145H29V147H27V145L28 144H30V143H27V145L24 143V141H23V143L22 144H13V141L15 140V138H14V140H13V137H12V134H11V132H12V130L14 129V127H17V126H19V127H22V126H20L23 122L24 123H26L25 125H26V129H27V125H28V123H31V122H29V117H30V114H32L31 116L33 117V115H34V112H36L35 110H34V108H28V110L30 111V114L28 113V114H26V111H25V107H22V108H20V106H19V104H18V106H14V104H13V102H12V97L11 98H9V96H8V94H6L7 92H4L5 91V89H4V91L2 92ZM42 90V89H41ZM61 90V89H60ZM99 90V89H98ZM110 90V89H109ZM160 90H161V88H160ZM173 89H171V91H172ZM178 90V89H177ZM180 90H178L179 92H180ZM227 90V89H226ZM225 90V91H226ZM19 91V90H18ZM17 91V92H18ZM34 91V90H33ZM62 91V90H61ZM82 91V90H81ZM145 91H147V90H145ZM159 91V90H158ZM162 91H164V90H162ZM177 91V92H178ZM41 92V91H40ZM40 92H39V94H40ZM58 92V91H57ZM70 92V91H69ZM89 92V91H88ZM96 92V91H95ZM122 92H124V91H122ZM176 92V93H177ZM178 92V93H179ZM16 93V92H15ZM28 93V92H27ZM52 93H53V91H52ZM73 93V92H72ZM98 93V92H97ZM101 93V95H102V91L100 92ZM100 93H98V94H100ZM144 93V92H143ZM164 93V92H163ZM173 93H175V92H173ZM172 93V95L173 96H175L174 94ZM38 94V95H39ZM49 94V93H48ZM54 94V93H53ZM67 94V93H66ZM80 94V93H79ZM124 94V93H123ZM123 94H121L122 95V98H123ZM157 95H158V93H156ZM166 94H167V92H166ZM169 94V93H168ZM168 94H167V97H168ZM192 94H193V96H192ZM16 95V94H15ZM28 96H29V98H28V100L27 101H29V99H30V94H27ZM68 95H69V93H68ZM73 95V94H72ZM101 95H100V98H101ZM111 95L109 96L110 97V99H111ZM120 95V96H121ZM127 95V96H128ZM170 95H171V93H170ZM171 95V96H172ZM25 96V95H24ZM43 96V95H42ZM46 96H47V94H46ZM64 96H66V95H64ZM80 96V95H79ZM130 96H132V95H130ZM135 96V95H134ZM163 96V95H162ZM161 96V97H162ZM81 97H82V95H81ZM84 97L88 100V101H86V102H81V105H77V104H75V105H77V106H80V107H78V108H80L79 109V111L81 110V107L82 108H84V113H85V115L88 117V118H95L96 120L98 119V120H101V118H100V114H99V108H100V103L98 102V101H100L101 99L97 96V97H94V96H89V95H87L86 93H84ZM104 96L102 95V98H103ZM109 97L107 98V99H109ZM133 97V96H132ZM166 97V96H165ZM209 97L211 98V102L209 103V104H207V102H209V101H207L208 99H209ZM33 98V97H32ZM66 98V97H65ZM65 98L63 99L64 101H63V105H64V103H65ZM68 98V97H67ZM100 99V100H97V99ZM106 98V97H105ZM150 98V97H149ZM169 98V97H168ZM179 98H177V99H179ZM26 99V98H25ZM45 99V98H44ZM60 99V98H59ZM70 99V98H69ZM80 99V98H79ZM126 99V98H125ZM128 99H130L129 98V96H128ZM135 99V98H134ZM161 99V98H160ZM163 99V98H162ZM167 99V98H166ZM170 99H171V97H170ZM173 99V98H172ZM176 99V100H177ZM228 99V98H227ZM33 100V99H32ZM40 100V99H39ZM104 101H103V103L105 102V99H103ZM34 101V100H33ZM45 101V100H44ZM57 101V100H56ZM55 101V102H56ZM78 101V100H77ZM117 101L119 102L120 100H118L117 99ZM121 101H123L122 99H121ZM129 101V100H128ZM131 101V100H130ZM154 101V100H153ZM175 100H173V102L171 103L172 105H173V103H175L174 102ZM25 102V101H24ZM30 102V101H29ZM39 102V101H38ZM57 102H59V101H57ZM67 102V101H66ZM109 102H110V105H113V102H115L114 100H113V102H112V100H108V106H109ZM111 102H112V104H111ZM117 102V103H118ZM126 101H124V104H126L125 103ZM133 102V101H132ZM131 102V103H132ZM164 102H165V100H164ZM163 102V103H164ZM171 101L169 100V102L168 103H170ZM8 103V104H7ZM68 103H69V100H68ZM106 103V104H107ZM130 103V104H131ZM148 103V102H147ZM178 103H181V102H179L178 101ZM53 104V100H52V98L51 97H47V99H46V107H49V106H53L52 105ZM70 104V103H69ZM79 104V103H78ZM119 104V106H121L120 105V103H118ZM130 104H126V105H130ZM176 104V103H175ZM45 105H44V107H45ZM74 105V104H73ZM75 105H74V107H75ZM164 105V104H163ZM172 105H170L169 104V108H171L170 106H172ZM39 106V105H38ZM71 106V105H70ZM105 106V105H104ZM104 106H102L101 105V107H103L104 108V111H106V108L104 107ZM154 106V105H153ZM152 106V107H153ZM31 107V106H30ZM44 107H43V109H44ZM45 107V108H46ZM66 107H67V105H66ZM111 107V106H110ZM113 107H114V105H113ZM118 107V106H117ZM125 107H127V106H125ZM132 107V106H131ZM134 107V106H133ZM137 107V106H136ZM151 107V108H152ZM165 107H166V104H165ZM164 107V108H165ZM167 107V108H168ZM173 107V106H172ZM179 107V106H178ZM27 108V107H26ZM76 108V107H75ZM128 108V107H127ZM147 108V107H146ZM145 108V109H146ZM174 108V110H175V108H177V106L176 107H173ZM48 108H46V110H47ZM60 109V108H59ZM62 109H65L64 108V106H63V108ZM61 109V110H62ZM77 109V108H76ZM76 109H74V111H76ZM121 109H123V108H121ZM125 109V108H124ZM154 109V108H153ZM172 109V108H171ZM171 109H169V111H168V113H170V111H171ZM178 109V108H177ZM176 109V110H177ZM179 109H181L180 107H179ZM178 109V110H179ZM45 110V111H46ZM67 109H65L64 111H66ZM71 110V109H70ZM78 110V109H77ZM126 110V109H125ZM134 110V109H133ZM148 110V109H147ZM155 110V109H154ZM173 110V109H172ZM173 110V114L174 113H177L178 114V112H176V111H174ZM53 111H54V109H53ZM53 111H50V110H47V113H46V116L50 119V121L53 119ZM68 111V110H67ZM73 111V112H74ZM159 111V110H158ZM162 111V110H161ZM164 111H166V109L164 110ZM39 112V111H38ZM55 112V111H54ZM63 112V111H62ZM61 112V113H62ZM83 112V111H82ZM114 112V111H113ZM125 112V111H124ZM150 112H151V110H150ZM149 112V113H150ZM154 112V111H153ZM167 112V111H166ZM227 112V111H226ZM56 113V112H55ZM65 113V112H64ZM70 113V112H69ZM75 113V112H74ZM81 113V112H80ZM84 113H83V117H85L84 116ZM109 113V112H108ZM110 113H111V115H112V107H111V111H110ZM130 113V112H129ZM159 113H161V112H159ZM36 114V113H35ZM66 114V113H65ZM114 114H116V113H114ZM125 114V113H124ZM153 114V113H152ZM176 114V115H177ZM205 114H207L206 116L207 117H205ZM80 115V114H79ZM108 115V114H107ZM155 116L157 115V114H154ZM159 115V114H158ZM157 115V117H159L160 119H162L163 120V118H161L160 117V115L162 116V114H160L159 116ZM175 115V114H174ZM234 115H235V117H236V119L237 120H239L241 123H242V125H241V132H239V135H240V133L242 134H244V136L243 137H246L247 138V140H246V145H247V147H246V149L250 152V150L252 151V149L255 151L254 152V154H255V156H253V157H255V158H253V159H256L255 161L258 163V167H259V169L261 170V172H262V178L260 179V177L259 176H255V178H254V181H255V185L253 186V189H250L251 191H252V193H251V196L253 197V199H254V201H252V200H250L249 199V197H248V195H250V194H245L244 192H240L238 195H237V198H235V200L233 199V202L231 203V204H229V205H231V206H229L230 208V212L231 211H234V209L235 208H237V203H239V204H246V206H244V208H246V210H244L246 213L245 214H242L241 213V216H242V220L244 219V229H242L240 232H237L236 233V236L239 238V240H240V244H233V243H231L230 242V240H228L225 236H224V233L221 231V229H220V227L219 226H216V230H218V235H219V240H216L215 242H213L214 244H213V246H212V248L209 250V252L210 253H212V252H214L215 253V261H214V264H223L224 263V261H226L227 259H230L231 260V263L230 264H242L245 260L247 261V259L248 258H251V259H249L250 261L248 262L247 261V263H246V261H245V263H243V264H264V247L262 248L261 246L264 244V241L262 242V244H260L261 242L260 241H257V239H256V237H258L259 235H261L260 233H259V235L258 236H256L257 234H258V232H256L257 230H259L258 228H256L257 227V224H258V226L260 225V226H263L264 225V199H263V195H264V114H261V115H259V113H258V115L260 116H258L259 118H255V119H252L251 121H248V122H245L244 121V116H243V112H242V114H240V113H237V112H234ZM60 116H64V114H62V115H60V113H59V117ZM70 116V115H69ZM69 116H65V117H69ZM108 116H110V115H108ZM107 116V117H108ZM113 116V115H112ZM111 116V117H112ZM166 116V115H165ZM169 116H171V115H169ZM213 116V117H212ZM215 116V117H214ZM225 116H227V115H225ZM246 116V115H245ZM31 117V118H32ZM114 117V116H113ZM167 117V116H166ZM172 117V116H171ZM30 118V119H31ZM63 118V117H62ZM71 118V117H70ZM78 118V117H77ZM110 118V117H109ZM127 118V117H126ZM173 118V117H172ZM172 118L170 119V120H172ZM174 118L176 119V116H174ZM223 118H224V116H223ZM20 119H24L23 120V122L21 123L19 120ZM107 119V118H106ZM111 119V118H110ZM124 119H125V115H124ZM128 119V118H127ZM164 119H165V117H164ZM208 119V118H207ZM206 119V120H207ZM77 120V119H76ZM98 120H97V122H98ZM149 120V119H148ZM166 120V119H165ZM177 120V119H176ZM26 121V122H25ZM31 121V120H30ZM34 121H35V119H34ZM66 121V120H65ZM70 121V120H69ZM87 121V120H86ZM90 121V120H89ZM89 121H87V122H89ZM95 121V120H94ZM93 121V122H94ZM108 121V120H107ZM130 121V122H131ZM213 121V120H212ZM215 121V120H214ZM83 122V121H82ZM92 122V121H91ZM93 122H92V124H93ZM112 122V121H111ZM207 122V121H206ZM228 122V121H227ZM51 123V122H50ZM81 123V122H80ZM95 123V122H94ZM122 123V122H121ZM162 123V122H161ZM164 123V125H165V122H163ZM169 122H167V124H168ZM171 123H172V121H171ZM177 123V122H176ZM175 122L173 123V125L174 124H176ZM180 123V122H179ZM89 124V123H88ZM112 124V123H111ZM126 124H128L127 122H126ZM132 124V123H131ZM146 124H147V122H146ZM30 125V124H29ZM31 125H32V123H31ZM59 125V124H58ZM61 125V124H60ZM71 125V124H70ZM89 125H91V124H89ZM93 125H95V124H93ZM92 125V126H93ZM101 125V124H100ZM108 125V124H107ZM124 125H125V122H124ZM173 125H172V127H173ZM186 125V126H187ZM34 126H35V123L33 122V128H34ZM73 126V125H72ZM96 126V125H95ZM97 126H98V124H97ZM111 126V125H110ZM110 126H108V127H110ZM127 126V125H126ZM159 126V125H158ZM162 126V125H161ZM182 126V125H181ZM25 127V126H24ZM31 127V128H32ZM61 127V126H60ZM83 127V126H82ZM107 127V126H106ZM164 127V126H163ZM162 127V128H163ZM168 127H170V125L168 126L167 125V128ZM178 127V126H177ZM18 128V127H17ZM23 128V127H22ZM32 128V129H33ZM72 128H74V127H72ZM103 128V127H102ZM105 128V127H104ZM131 128H132V126H131ZM149 128V127H148ZM147 128V129H148ZM164 128H166V127H164ZM166 128V129H167ZM221 128V127H220ZM219 128V129H220ZM223 128V127H222ZM57 129H58V127H57ZM63 129V128H62ZM112 129V128H111ZM159 129V128H158ZM187 129V128H186ZM189 129H187V130H189ZM15 130V129H14ZM18 130H19V128H18ZM29 130V129H28ZM91 130V129H90ZM92 130H94V129H92ZM91 130V131H92ZM96 130V129H95ZM101 130V129H100ZM99 130V131H100ZM105 130H106V128H105ZM129 130V129H128ZM165 130V129H164ZM170 130H172V131H174L173 129H170ZM205 130V129H204ZM34 131L36 132L37 130H35L34 129ZM53 131V130H52ZM63 132H64V130H62ZM72 131H73V129H72ZM77 131V130H76ZM86 131V130H85ZM103 131V130H102ZM107 131V130H106ZM147 131V130H146ZM233 131H234V129H233ZM17 132V131H16ZM16 132H14V135H15V133ZM24 132V131H23ZM26 132H28V131H26ZM93 132V131H92ZM105 132V131H104ZM145 132V131H144ZM148 132V131H147ZM147 132H146V134H147ZM165 132H168V130L166 131L165 130ZM222 132V131H221ZM220 132V133H221ZM29 133V132H28ZM41 133V132H40ZM65 133V132H64ZM83 133V132H82ZM95 133H96V131H95ZM98 133V132H97ZM169 133V132H168ZM167 133V134H168ZM186 133H188V132H186ZM213 133H215V132H213ZM103 134V133H102ZM104 134H106V133H104ZM121 134V133H120ZM124 134V133H123ZM153 134V133H152ZM173 134V133H172ZM175 134V133H174ZM180 134V133H179ZM178 134V135H179ZM237 134V133H236ZM235 134V135H236ZM21 135V134H20ZM29 135H31V134H29ZM43 135H45V134H43ZM43 135H41V136H43ZM76 135V134H75ZM92 135V134H91ZM114 135H116V134H114ZM127 135V134H126ZM158 135H160V134H158ZM193 135H191L190 134V136H193ZM238 135V134H237ZM37 136H38V134H37ZM83 136H85V135H83ZM101 136V135H100ZM118 136V135H117ZM169 136V135H168ZM176 136V135H175ZM186 136H187V134H186ZM190 136H187V137H185L182 141H185L186 140V138L187 139H190L189 137ZM23 137H25V136H23ZM31 137V136H30ZM39 137H40V135H39ZM69 137V136H68ZM112 137H113V135H112ZM122 137V136H121ZM132 137V136H131ZM150 137V136H149ZM171 137V136H170ZM243 137H240V138H243ZM52 138V137H51ZM78 138V137H77ZM81 138V137H80ZM85 138V137H84ZM130 138V137H129ZM144 138V137H143ZM158 138V137H157ZM172 138H173V136H172ZM206 138H208V137H205V139ZM212 138V137H211ZM211 138H209V139H211ZM35 139V138H34ZM71 139V138H70ZM94 139V138H93ZM118 139V138H117ZM162 139V138H161ZM171 139V138H170ZM25 140V139H24ZM78 140V139H77ZM115 140V139H114ZM132 140V139H131ZM146 140V139H145ZM144 140V141H145ZM159 140V139H158ZM169 140V139H168ZM173 140V139H172ZM181 140V139H180ZM18 141V140H17ZM16 141V142H17ZM36 141V140H35ZM39 141V140H38ZM50 141V140H49ZM70 141V140H69ZM80 141V140H79ZM129 141V140H128ZM212 141V140H211ZM211 141H208V142H211ZM245 141V140H244ZM26 142V141H25ZM32 143H33V141H31ZM78 142V141H77ZM111 143H112V141H110ZM114 142V141H113ZM135 142V141H134ZM149 142V141H148ZM155 142H157V141H155ZM155 142H154V144H155ZM164 142V141H163ZM168 142V141H167ZM172 142V141H171ZM179 142V144L181 143L180 141H178ZM15 143V142H14ZM38 143V142H37ZM40 143H42L41 141H40ZM39 143V144H40ZM50 143V142H49ZM66 143H68V142H66ZM86 143V142H85ZM115 143V142H114ZM121 143V142H120ZM126 143H128V142H126ZM129 143H130V141H129ZM132 143V142H131ZM143 143V142H142ZM231 143V142H230ZM43 144H45V143H43ZM42 144V145H43ZM77 144V143H76ZM116 144V143H115ZM122 144V143H121ZM136 144V143H135ZM160 144V143H159ZM158 144V145H159ZM173 144V143H172ZM209 144H211V143H209ZM7 145V146H6ZM38 145V144H37ZM77 145H79V144H77ZM98 145V144H97ZM111 145V144H110ZM110 145H108V146H110ZM164 145H166V144H164ZM181 145V144H180ZM227 145H230V144H227ZM236 145V144H235ZM251 145H252V147H251ZM60 146H62V144L60 145ZM85 146V145H84ZM118 146V145H117ZM147 146V145H146ZM172 146V145H171ZM179 146V145H178ZM209 146V145H208ZM248 146H250V147H248ZM35 147V146H34ZM44 147H46V146H43V148ZM66 147V145L64 146V148ZM68 147V146H67ZM86 147V146H85ZM99 147V146H98ZM113 147V146H112ZM119 147V146H118ZM117 147V148H118ZM143 147V146H142ZM232 147V146H231ZM241 147V146H240ZM39 148H41V147H39ZM58 148V147H57ZM60 148V147H59ZM63 148V147H62ZM114 148V147H113ZM141 148V147H140ZM205 148H206V146H205ZM10 149V148H9ZM32 149V148H31ZM42 149V148H41ZM45 149V148H44ZM84 149H87V148H84ZM92 149V148H91ZM90 149V150H91ZM111 149V148H110ZM168 149V148H167ZM180 149V148H179ZM232 149H235V148H232ZM237 149V148H236ZM235 149V150H236ZM15 150H16V152H15ZM19 152H18V151ZM43 150V149H42ZM47 150V149H46ZM49 150V149H48ZM58 150V149H57ZM89 150V151H90ZM104 150V149H103ZM119 150V149H118ZM141 150V149H140ZM207 150V149H206ZM238 150V149H237ZM247 150H245V152L247 151ZM32 151V150H31ZM61 151H62V149H61ZM63 151H64V149H63ZM80 151V150H79ZM106 151V150H105ZM116 151V150H115ZM163 151V150H162ZM165 151V150H164ZM180 151H182V149L180 150ZM205 151V150H204ZM228 151V150H227ZM18 152V153H17ZM87 152V151H86ZM143 152V151H142ZM167 152V151H166ZM169 152V151H168ZM176 153H177V151H175ZM206 152H208V151H206ZM210 152V151H209ZM209 152L208 153H206L207 154V156H208V154H209ZM231 152H233V151H231ZM1 153H3V150L1 151ZM90 153V152H89ZM151 153H152V151H151ZM183 153V152H182ZM185 153H183V154H185ZM233 153H236V151L235 152H233ZM47 154V153H46ZM64 154H66V153H64ZM63 154V155H64ZM101 154V153H100ZM108 154V153H107ZM138 154H140V153H138ZM144 154V153H143ZM150 154V153H149ZM153 154V153H152ZM155 154H157V153H155ZM163 154V153H162ZM205 154V153H204ZM245 154V153H244ZM250 153H248V155H249ZM63 155H61V156H63ZM76 155H78V154H76ZM89 155V154H88ZM96 155H98V154H96ZM113 155V154H112ZM147 155V154H146ZM154 155V154H153ZM159 155V154H158ZM178 155V154H177ZM210 155V154H209ZM0 156V157H1ZM60 156V157H61ZM86 156V155H85ZM92 156H94V155H92ZM117 156V155H116ZM235 156V155H234ZM251 156H252V154H251ZM44 157V156H43ZM59 157V158H60ZM74 157H75V155H74ZM79 157V156H78ZM78 157H75V158H78ZM89 157H91L90 155H89ZM144 157V156H143ZM155 157V156H154ZM167 157V156H166ZM204 157V156H203ZM209 157V156H208ZM238 157V156H237ZM249 157V156H248ZM40 158V157H39ZM62 158V157H61ZM86 158V157H85ZM84 158V159H85ZM91 158H94V157H91ZM90 158V159H91ZM102 158V157H101ZM104 158V157H103ZM137 158H139V157H137ZM183 158V157H182ZM40 159H42V158H40ZM62 159H65V158H62ZM69 159V158H68ZM68 159H66V160H68ZM116 159H117V157H116ZM131 159H132V157H131ZM140 159V158H139ZM154 159V158H153ZM164 159V158H163ZM163 159H161V161L163 160ZM167 159V158H166ZM206 159V158H205ZM205 159H204V161H205ZM212 159V158H211ZM239 159H240V157H239ZM75 160V159H74ZM88 160V159H87ZM92 160V159H91ZM94 160H95V158H94ZM93 160V161H94ZM101 160V159H100ZM109 160V159H108ZM207 160V159H206ZM249 160V159H248ZM44 161V160H43ZM64 161V160H63ZM62 161V162H63ZM90 161V160H89ZM93 161H91V162H93ZM143 160H141V162H142ZM147 161V160H146ZM152 161V160H151ZM165 161H167V160H165ZM164 161V162H165ZM202 161H203V159H202ZM213 161V160H212ZM254 161V162H255ZM60 162V161H59ZM75 162V161H74ZM90 162V163H91ZM140 162V163H141ZM157 162V161H156ZM163 162V161H162ZM163 162V163H164ZM176 162V161H175ZM174 162V164H176ZM179 162V161H178ZM184 162H185V160H184ZM206 162V161H205ZM210 162H211V160H210ZM50 163V162H49ZM69 163H71V162H69ZM77 163V162H76ZM83 163L84 162H82V165H83ZM90 163L88 164V165H90ZM94 163H95V161H94ZM106 163V162H105ZM139 163V162H138ZM148 163V162H147ZM180 163V162H179ZM4 164V163H3ZM36 164H39V165H36ZM44 164H46V162H44ZM56 164H58V163H56ZM73 164V163H72ZM113 164V163H112ZM133 164V163H132ZM145 164V163H144ZM162 164V163H161ZM165 164H167V162L165 163ZM174 164H172V165H174ZM188 164H190V163H188ZM209 164V163H208ZM243 164V163H242ZM246 165H247V163H245ZM255 164V163H254ZM21 165H24L25 167H23V166H21ZM60 166H62L61 164H59ZM67 165H68V161H67ZM78 165V164H77ZM98 165H99V163H98ZM115 165V164H114ZM134 165H135V163H134ZM158 165V164H157ZM156 165V166H157ZM163 165V164H162ZM168 165V164H167ZM180 165V164H179ZM212 165V164H211ZM233 163L232 162H229V163H227V168L229 169V171L231 172L230 173V178H231V180L235 177V176H233V174H232V167H233ZM245 165V166H246ZM257 165V164H256ZM1 166V165H0ZM44 166V165H43ZM47 166V165H46ZM64 166V165H63ZM62 166V167H63ZM75 166V165H74ZM73 166V167H74ZM84 166V165H83ZM122 166H124V165H122ZM129 166V165H128ZM143 166V165H142ZM141 166V167H142ZM161 166V165H160ZM210 166V165H209ZM245 166L243 165L241 168H242V170L245 168ZM248 166V165H247ZM65 167V166H64ZM70 167V166H69ZM82 167V166H81ZM97 167H100V166H97ZM97 167L96 168H94V167H92L93 168V171L92 172H95L94 171V169L96 170L97 169ZM137 167H139V166H137ZM141 167H140V169H141ZM153 168H154V170H155V166H152ZM165 167H166V165H165ZM167 167H169V166H167ZM173 167V166H172ZM193 167V166H192ZM192 167H189L190 169L192 168ZM204 167H205V165H204ZM207 167V166H206ZM2 169H4L3 167H1ZM60 168V167H59ZM59 168H58V170L57 171H60L59 170ZM72 168V167H71ZM84 168H85V166H84ZM91 168V167H90ZM127 168V167H126ZM133 168V167H132ZM145 168V167H144ZM144 168H143V170H144ZM162 168H164V167H162ZM200 168V167H199ZM249 168V167H248ZM252 168V167H251ZM7 169V168H6ZM79 169V168H78ZM123 169V168H122ZM147 169V168H146ZM152 169V168H151ZM168 169V168H167ZM193 169H195L196 170V168H193ZM250 169V168H249ZM249 169H246L245 168V170L244 171H247V172H249L250 170ZM52 170V169H51ZM90 170H92V169H90ZM112 170V169H111ZM126 170V169H125ZM135 170H137V169H135ZM153 170V171H154ZM179 170V169H178ZM181 170V169H180ZM187 170H188V168H187ZM192 170V169H191ZM81 171V170H80ZM83 171H84V169H83ZM97 171V170H96ZM100 172H101V170H99ZM99 171H98V173H99ZM103 171V170H102ZM113 171V170H112ZM138 171H140V170H138ZM161 171H163V170H161ZM189 171V170H188ZM199 171V170H198ZM201 171V170H200ZM243 171V172H244ZM41 172V173H40ZM47 172V171H46ZM45 172V173H46ZM67 172V171H66ZM71 172V171H70ZM69 172V173H70ZM90 172V171H89ZM118 172V171H117ZM122 172V171H121ZM124 172V171H123ZM127 172V171H126ZM155 173H156V171H154ZM180 172V171H179ZM7 173H9L8 175H7ZM40 173V174H39ZM62 173V172H61ZM64 173V172H63ZM62 173V174H63ZM83 173V172H82ZM105 173V172H104ZM139 173V172H138ZM137 173V174H138ZM140 173H141V171H140ZM149 173V172H148ZM147 173V174H148ZM197 173V172H196ZM58 174V173H57ZM68 174V173H67ZM71 174V173H70ZM88 174V173H87ZM90 174V173H89ZM92 174V173H91ZM101 174H102V172H101ZM127 174V173H126ZM131 174V173H130ZM136 174V175H137ZM152 174V176H153V173H151ZM157 174H160L159 172L157 173ZM173 174H175V172L173 173ZM188 174V173H187ZM250 174V173H249ZM37 175H38V177H37ZM46 175V174H45ZM60 175V174H59ZM96 175V174H95ZM111 175H113V174H111ZM123 175V174H122ZM164 175V174H163ZM179 175V174H178ZM188 175H190V174H188ZM200 175V174H199ZM247 175V174H246ZM1 176V175H0ZM51 176H53V175H51ZM63 176H65V175H63ZM71 177V175H69L68 174V177ZM76 176V175H75ZM86 176V175H85ZM128 176V175H127ZM134 176V175H133ZM132 176V177H133ZM147 176V175H146ZM149 176V175H148ZM176 176V175H175ZM186 176V175H185ZM41 177V176H40ZM49 177V176H48ZM62 177V176H61ZM69 177V178H70ZM100 177V176H99ZM107 177V176H106ZM125 177H126V175H125ZM141 177H142V175H141ZM160 177V176H159ZM164 177V176H163ZM166 177V176H165ZM183 177V176H182ZM77 178V177H76ZM90 178V177H89ZM93 178H94V176H93ZM97 178V177H96ZM95 178V179H96ZM101 178H102V176H101ZM131 178V177H130ZM134 178V177H133ZM145 178H147V177H145ZM149 178V177H148ZM152 178V177H151ZM150 178V179H151ZM155 178V177H154ZM154 178H152V179H154ZM181 178V177H180ZM188 178H189V176H188ZM191 178H192V176H191ZM190 178V179H191ZM39 179H42V178H39ZM38 179V180H39ZM44 179V178H43ZM42 179V180H43ZM49 179V178H48ZM53 179V178H52ZM63 179V178H62ZM73 179V178H72ZM98 179H100V178H98ZM103 179V178H102ZM107 179V178H106ZM136 179V178H135ZM150 179H148V180H150ZM157 179L158 178H156V180L155 181H157ZM202 179V178H201ZM200 179V180H201ZM241 179V178H240ZM41 180V181H42ZM120 180V179H119ZM123 180V179H122ZM129 180V179H128ZM127 180V181H128ZM137 180H140V179H138V177H137ZM137 180H135V181H137ZM163 180V179H162ZM183 180V179H182ZM181 180V181H182ZM188 180V179H187ZM61 181H63V180H61ZM60 181V182H61ZM72 181V180H71ZM102 181V180H101ZM110 181V180H109ZM132 181H134L133 179H132ZM175 181H177V180H175ZM179 181V180H178ZM180 181V182H181ZM193 181V180H192ZM192 181H191V183H192ZM244 181V180H243ZM40 182V181H39ZM98 182V181H97ZM106 182H107V180H106ZM115 182H116V180H115ZM131 182V181H130ZM140 182V181H139ZM161 182V181H160ZM40 183H42V182H40ZM58 183H59V181H58ZM57 183V184H58ZM63 183H64V181H63ZM66 183V182H65ZM76 183H78V181L76 182ZM75 183V184H76ZM83 183V182H82ZM102 183V182H101ZM104 183V182H103ZM108 183V182H107ZM121 183V182H120ZM129 183V182H128ZM134 183V182H133ZM132 183V184H133ZM136 183V182H135ZM141 183V182H140ZM153 183H154V181H153ZM153 183H150V184H153ZM61 184H62V182H61ZM91 184V183H90ZM109 184V183H108ZM119 184V183H118ZM118 184H116V185H118ZM127 184V183H126ZM143 184V183H142ZM161 184H163V183H161ZM231 184V183H230ZM59 185H60V183H59ZM63 185V184H62ZM70 185V184H69ZM77 185V184H76ZM81 185H83V184H81ZM124 185V184H123ZM122 185V186H123ZM128 185V184H127ZM135 185V184H134ZM137 185H139V184H137ZM141 185V184H140ZM144 185V184H143ZM159 185V184H158ZM174 185H176V184H174ZM192 185V184H191ZM205 185V184H204ZM243 185V184H242ZM245 185V184H244ZM39 186V185H38ZM37 186V187H38ZM42 186V185H41ZM44 186V185H43ZM63 186H65V185H63ZM75 186V185H74ZM110 186V185H109ZM145 186V185H144ZM148 186V185H147ZM154 186V185H153ZM177 186V185H176ZM179 186V185H178ZM190 186V185H189ZM208 186V185H207ZM66 187L67 186H65V189H66ZM75 187H77V186H75ZM79 188H80V186H78ZM112 187H114L113 185H112ZM111 187V188H112ZM133 187V186H132ZM151 187H152V185H151ZM156 187V186H155ZM183 187V186H182ZM181 186H180V188H182ZM187 187V186H186ZM193 187H195V186H193ZM205 187V186H204ZM224 187V186H223ZM225 187H227V186H225ZM39 188V187H38ZM60 188V187H59ZM62 188V187H61ZM68 188V187H67ZM78 188V189H79ZM84 188H86V187H84ZM106 188V187H105ZM107 188H108V186H107ZM135 189H136V187H134ZM139 188H140V186H139ZM209 188V187H208ZM207 188V189H208ZM52 189V188H51ZM63 189V188H62ZM61 189V190H62ZM68 189H70V188H68ZM115 189V188H114ZM152 189V188H151ZM184 189V188H183ZM190 189V188H189ZM192 189V188H191ZM195 188H193L192 190H194ZM227 189V188H226ZM42 190V196H44V198L46 197V196H50V194H51V196L53 197V196H55V194L54 195H52L53 193H51V191L49 192V191H47V188L44 186L43 187V189H41ZM108 190V189H107ZM120 190V189H119ZM132 190V189H131ZM138 190V189H137ZM146 190H147V188H146ZM149 190V189H148ZM181 190V189H180ZM18 191V192H17ZM54 191V190H53ZM103 191H105V190H103ZM151 191V190H150ZM183 191V190H182ZM188 191V190H187ZM63 192V191H62ZM78 192H80V191H78ZM106 192V191H105ZM104 192V193H105ZM115 192V191H114ZM134 192V191H133ZM145 192H147V191H145ZM188 192H190V191H188ZM208 192V191H207ZM225 192V191H224ZM68 193V192H67ZM103 193V194H104ZM135 193H136V191H135ZM134 193V194H135ZM138 193H139V190H138ZM143 193V192H142ZM149 193H151V192H149ZM153 194H155V192H152ZM184 193V192H183ZM250 193V192H249ZM4 194V193H3ZM2 194V195H3ZM21 194V193H20ZM79 194V193H78ZM85 194V193H84ZM118 194H120L119 192H118ZM188 194V193H187ZM191 194V193H190ZM205 194H207V193H205ZM204 194V195H205ZM209 194L211 195V193L209 192ZM209 194L207 195V197L209 196ZM225 194H227L226 192H225ZM12 195V196H13ZM18 195H19V193H18ZM36 195V194H35ZM64 195V194H63ZM77 195V194H76ZM81 195V194H80ZM105 195V194H104ZM110 195V194H109ZM122 195V194H121ZM144 195V194H143ZM174 195H176L175 193H174ZM186 195V194H185ZM26 196V195H25ZM34 196V195H33ZM87 196V195H86ZM114 196V195H113ZM112 196V197H113ZM117 196V195H116ZM132 196V195H131ZM134 196V195H133ZM153 196V195H152ZM173 196V195H172ZM178 196H180V195H178ZM188 196H190V195H188ZM200 196V195H199ZM223 196V198L224 199H226L225 198V196L224 195H222ZM26 197V198H27ZM36 197V196H35ZM40 197H41V195H40ZM105 197H106V195H105ZM118 197V196H117ZM141 197H143V196H141ZM186 197V199L188 200V201H186L185 200V202H183V203H181L182 204V206L180 207L181 209H180V218L181 219H183L185 216H186V206H190V205H187L188 203H189V198H187V196H185ZM12 198V197H11ZM21 198H23L22 196H21ZM69 198V197H68ZM134 198V197H133ZM140 198V197H139ZM147 198V197H146ZM152 198V197H151ZM179 198V197H178ZM183 198H184V196H183ZM196 198V197H195ZM195 198H193V199H195ZM211 198V197H210ZM209 198V199H210ZM20 199V198H19ZM42 199H43V197H42ZM116 198H114V199H112L113 200V202H114V200H115ZM170 199H171V197H170ZM176 199V198H175ZM185 199V198H184ZM197 199H200V198H197ZM209 199H207L206 201L204 200V202H205V206L204 207H206V210H207V212H210V214L209 215H211V217L213 216L212 214L213 213H215L216 212V210H217V206H219L218 205V201L216 202V203H214L216 200H215V198L213 199L214 201H212V200H209ZM212 199V198H211ZM263 199V200H262ZM9 202H11L9 199H7ZM12 200H13V198H12ZM18 200V199H17ZM25 200V199H24ZM33 200H36V199H34L33 198ZM62 200H63V198H62ZM78 200V199H77ZM109 200H111V199H109ZM141 200V199H140ZM139 200V202H141ZM168 200V199H167ZM183 200V199H182ZM182 200H181V202H182ZM0 201H3V200H0ZM5 201V200H4ZM19 201V200H18ZM37 201V200H36ZM41 201V200H40ZM47 201V200H46ZM138 201V200H137ZM150 201H152V200H150ZM150 201H149V203H150ZM160 201V200H159ZM170 202H171V200H169ZM250 201H252V202H250ZM7 202V201H6ZM44 202V201H43ZM51 202V201H50ZM117 202V201H116ZM145 202H146V200H145ZM169 202V203H170ZM176 202H177V200H176ZM179 202V201H178ZM191 202V201H190ZM193 202H194V200H193ZM198 202V201H197ZM202 202V201H201ZM203 202V203H204ZM228 202H229V200H228ZM2 203V202H1ZM11 203H14V202H11ZM16 203H18V202H16ZM16 203H15V205H16ZM77 203V202H76ZM86 203V202H85ZM164 203V202H163ZM40 204V203H39ZM38 204V205H39ZM44 204V203H43ZM79 204V203H78ZM88 204H91V203H88ZM116 204V203H115ZM138 204V203H137ZM140 204V203H139ZM171 204V203H170ZM170 204H168L167 203V206H169ZM198 204V203H197ZM202 204V203H201ZM6 205V204H5ZM54 205H55V203H54ZM53 205V208L55 207ZM61 205H64V203L63 204H61ZM94 206H95V204H93ZM145 205V204H144ZM150 205V204H149ZM148 205V206H149ZM4 206V205H3ZM2 206V207H3ZM9 206V205H8ZM23 206V205H22ZM39 206H41V205H39ZM44 206H46V205H44ZM93 206V207H94ZM120 206V205H119ZM122 206H124V203H123V205ZM132 206V205H131ZM142 206V205H141ZM152 206V205H151ZM164 206L166 207V205L164 204ZM163 206V207H164ZM193 206V205H192ZM199 206H201V205H199ZM221 206V205H220ZM219 206V207H220ZM17 207V206H16ZM26 207H27V205H26ZM31 207V206H30ZM29 207V208H30ZM42 207H43V205H42ZM41 207V208H42ZM89 207V206H88ZM116 207V206H115ZM134 207V206H133ZM133 207H132V209H133ZM145 207V206H144ZM171 207V206H170ZM238 207H240V206H238ZM9 208H11V206L9 207ZM20 208V207H19ZM29 208H23L24 210L23 211H25V210H28ZM51 208V207H50ZM113 208V207H112ZM131 208V207H130ZM143 208V207H142ZM142 208H141V211H145V210H142ZM159 208V207H158ZM168 207H166V209H167ZM178 208V207H177ZM191 208V207H190ZM223 208V207H222ZM1 209V208H0ZM13 209V208H12ZM20 209H22V207L20 208ZM44 209H45V207H44ZM47 209V208H46ZM93 209V208H92ZM111 209V208H110ZM120 209H122V207L120 208ZM123 209H125L124 207H123ZM148 209V208H147ZM155 209H157V208H154V211H156ZM173 209V208H172ZM176 209V208H175ZM187 209H188V207H187ZM228 209V210H229ZM15 210V209H14ZM18 210V209H17ZM75 210V209H74ZM113 210V209H112ZM118 210L119 209H117V212H118ZM126 210V209H125ZM159 210H161V209H159ZM164 210V209H163ZM168 210H170V208L169 209H167V211ZM177 210V209H176ZM178 210H179V208H178ZM199 210V209H198ZM209 210V211H208ZM220 210V209H219ZM1 211H3V210H1ZM23 211H19V212H23ZM46 211V210H45ZM94 211V210H93ZM103 211V210H102ZM114 211V210H113ZM141 211H139L140 213H141ZM240 211V210H239ZM243 211V212H244ZM4 212V211H3ZM71 212H72V210H71ZM70 212V213H71ZM76 212V211H75ZM78 212V211H77ZM112 212V211H111ZM117 212H115L116 214H117ZM119 212H122V213H124V211H119ZM118 212V213H119ZM149 212V211H148ZM151 212V211H150ZM161 212V211H160ZM159 212V213H160ZM164 211H162L161 213H163ZM169 212V211H168ZM167 212V213H168ZM175 212V211H174ZM178 212V211H177ZM218 212V211H217ZM222 212V211H221ZM226 212V211H225ZM79 213V212H78ZM95 213V212H94ZM103 213V212H102ZM113 213V212H112ZM129 214H130V211L128 212ZM140 213L138 214V215H140ZM143 213V212H142ZM165 213V212H164ZM167 213H165V214H167ZM173 213V212H172ZM234 213V212H233ZM237 213V212H236ZM5 214V213H4ZM21 213H19V215H20ZM41 213H40V208H37V207H33V208H31V209H29L28 210V213L27 214H22V216L20 215V218H19V216H17V217H15V218H19L18 219V225H19V227H20V230L19 231H16V232H19V234H17L16 235V238L14 237L13 238V236H11L12 234H10V233H4L5 231L7 232V230H6V228H7V223L6 222H0V264H4V256H3V253H2V245L3 244H5V243H8L9 241H14L13 239H16V242L19 244H21L22 246H23V248L25 249V248H27L28 250H29V253H31V251L33 250V251H36L37 252V250H36V241L38 240V237H36V235L39 233L38 232V229H39V227L41 226V222L43 221V219H42V216L40 215ZM79 214H81V213H79ZM105 214V213H104ZM126 215H127V212L125 213ZM124 214V215H125ZM129 214L127 215L128 217H129ZM145 214V213H144ZM156 214V213H155ZM155 214H154V216H155ZM227 214V213H226ZM156 215H158V214H156ZM163 215V214H162ZM162 215H160V216H162ZM234 215V214H233ZM238 215H239V213H238ZM58 216V215H57ZM91 216V215H90ZM95 216V215H94ZM142 216V215H141ZM167 216H168V214H167ZM205 216V215H204ZM215 216H217V215H215ZM215 216H213L212 218H213V220H214V217ZM235 216V215H234ZM45 217V216H44ZM47 217H49V214H47ZM75 217V216H74ZM78 217V216H77ZM81 217V216H80ZM83 217V216H82ZM86 217V216H85ZM106 217V216H105ZM113 217V216H112ZM114 217H116L115 216V214H114ZM119 217H120V215H119ZM119 217L116 219V221H118L119 220ZM133 217V216H132ZM146 217V216H145ZM7 218V217H6ZM50 218V217H49ZM57 218V217H56ZM71 218V217H70ZM91 218V217H90ZM97 218V217H96ZM130 218V217H129ZM147 218V217H146ZM153 218V217H152ZM199 218V217H198ZM41 219H42V221H41ZM52 219H53V217H52ZM72 219V218H71ZM76 219V218H75ZM78 219V218H77ZM115 218H113L112 220H114ZM123 219V218H122ZM124 219H125V217H124ZM216 220H217V218H215ZM229 219V218H228ZM48 220V219H47ZM46 220V221H47ZM58 220H59V218H58ZM84 220V219H83ZM97 220V219H96ZM105 220V219H104ZM109 220H111V217H110V219ZM132 220V219H131ZM149 220V219H148ZM156 220V219H155ZM191 220V219H190ZM199 220V219H198ZM210 220V219H209ZM44 221H45V219H44ZM44 221H43V223H44ZM49 221L50 220H48V223H49ZM56 221V220H55ZM106 221H107V219H106ZM106 221H104V222H106ZM125 221V220H124ZM157 221V220H156ZM159 221V220H158ZM179 221H181L180 219H179ZM207 221V220H206ZM11 222H13V221H11ZM71 222V221H70ZM83 222V221H82ZM119 222L120 221H118V225L120 226V224H119ZM149 222H150V220H149ZM152 222V221H151ZM194 222V221H193ZM197 222V221H196ZM196 222H194V223H196ZM205 222V221H204ZM212 222V221H211ZM216 222V221H215ZM46 223V222H45ZM50 223H51V221H50ZM49 223V224H50ZM53 223V222H52ZM57 223V222H56ZM55 223V225H57ZM90 223H92V222H90ZM112 223V222H111ZM114 223V222H113ZM116 223V222H115ZM127 223V222H126ZM130 223V222H129ZM157 223V222H156ZM171 223H172V221H171ZM181 223V222H180ZM198 224H199V222H197ZM213 223H214V221H213ZM229 223V222H228ZM15 224V223H14ZM68 224V223H67ZM71 224V223H70ZM78 224V223H77ZM108 224H110V222L108 223L107 222V227H108V230L110 231V225L108 226ZM122 224V223H121ZM166 224V223H165ZM168 224V223H167ZM166 224V225H167ZM176 224V223H175ZM211 224V223H210ZM217 224V223H216ZM13 225V224H12ZM54 225V224H53ZM69 225V224H68ZM76 225V224H75ZM85 225H87V224H85ZM90 225H92V224H90ZM106 224H104L102 227H105L104 229H107V227L105 226ZM123 225H125V223L124 224H122V226ZM162 225V224H161ZM160 225V226H161ZM169 225V224H168ZM172 225V224H171ZM174 225V224H173ZM177 225H178V222H177ZM219 225V224H218ZM46 226V225H45ZM50 226V228H52V226L51 225H49ZM93 226V225H92ZM122 226H120V227H122ZM165 226V225H164ZM184 226V229H185V234H184V236H187L188 237V235H189V233L191 232L190 231V226H191V222L189 221V219H187V221H186V223L183 225ZM196 226V225H195ZM194 226V227H195ZM213 226H215V225H213ZM230 226H232V225H230ZM56 227V226H55ZM71 227H73V226H71ZM85 228H86V226H84ZM111 227H113V229H115V230H117L119 227L118 226H116V224H115V226H111ZM118 227V228H117ZM128 227V226H127ZM126 227V228H127ZM163 227V226H162ZM169 227V226H168ZM176 227V226H175ZM43 228V227H42ZM57 228V227H56ZM62 228V227H61ZM68 228V227H67ZM70 228V227H69ZM82 228V227H81ZM92 228V227H91ZM94 228V227H93ZM92 228V229H93ZM117 228V229H116ZM124 228V227H123ZM125 228V229H126ZM131 228V227H130ZM212 228H214V227H212ZM231 228V230H234V228H235V226H232V227H230ZM14 229H16L15 228V226H14ZM13 229V230H14ZM53 229H55V228H53ZM71 229V228H70ZM99 229V228H98ZM103 229V228H102ZM103 229V230H104ZM119 229H121V228H119ZM137 229H138V227H137ZM171 229H172V227H171ZM175 229V228H174ZM173 229V230H174ZM183 229V230H184ZM192 229H193V227H192ZM203 229H205V228H203ZM257 229V230H256ZM13 230H11L10 232L12 233V231ZM48 230V229H47ZM57 230V229H56ZM55 230V231H56ZM79 230H81V229H79ZM89 230V229H88ZM114 230V231H115ZM124 230V229H123ZM196 230V229H195ZM194 230V231H195ZM214 231H216L215 229H213ZM14 231V232H15ZM40 231V230H39ZM58 231V230H57ZM87 231V230H86ZM86 231H85V233H86ZM101 231V230H100ZM119 231V230H118ZM118 231H116L115 233H117ZM120 231H122V230H120ZM119 231V232H120ZM176 231H180V229L179 230H175V232ZM261 231H264L263 229L261 230ZM260 231V232H261ZM9 232V231H8ZM49 232H51V231H49ZM72 232V231H71ZM78 232V231H77ZM103 232V231H102ZM108 232V231H107ZM118 232V233H119ZM128 232H130L129 230H128ZM197 232V231H196ZM202 232V231H201ZM217 232V231H216ZM42 233V232H41ZM53 233V232H52ZM76 233V232H75ZM91 233V232H90ZM109 233H111V231L109 232ZM126 233V232H125ZM160 233H162V235H163V232H160ZM173 233H174V231H173ZM257 233V234H256ZM10 234V235H9ZM73 235H74V233H72ZM77 234V233H76ZM129 234V233H128ZM128 234H127V236H128ZM192 234V233H191ZM19 235V236H18ZM58 235V234H57ZM83 235V234H82ZM93 235V234H92ZM103 235V234H102ZM105 235V234H104ZM126 235V234H125ZM132 235V234H131ZM165 235V234H164ZM170 235V234H169ZM175 235V234H174ZM173 235V236H174ZM18 236V237H17ZM41 236H42V234H41ZM86 236V235H85ZM122 236H124V235H122ZM122 236H120L121 238H122ZM142 235H140V237H141ZM172 236V237H173ZM190 236V235H189ZM263 236V235H262ZM73 237H76L75 235L73 236ZM83 237V236H82ZM88 237V236H87ZM92 237H95V236H92ZM91 237V238H92ZM112 237V236H111ZM124 237H126V236H124ZM132 237V236H131ZM130 237V238H131ZM143 237V236H142ZM176 237V236H175ZM218 237V236H217ZM48 238V237H47ZM79 238H81L80 236H79ZM79 238H78V240H79ZM84 238V237H83ZM121 238L119 239L120 241H122L121 240ZM161 238V237H160ZM216 238V237H215ZM260 238V237H259ZM52 239V238H51ZM82 239V238H81ZM94 239V238H93ZM127 239V238H126ZM132 239V238H131ZM134 239V238H133ZM143 240H144V238H142ZM155 239V238H154ZM166 239V238H165ZM172 239V238H171ZM171 239H170V241H171ZM175 239V238H174ZM45 240H47V239H45ZM76 240V239H75ZM75 240H74V243H75ZM109 240V239H108ZM156 240V239H155ZM161 240V239H160ZM215 240V239H214ZM264 240V239H263ZM49 241V240H48ZM47 241V242H48ZM57 241H58V239H57ZM64 241V240H63ZM72 241V240H71ZM88 241V240H87ZM92 241V240H91ZM103 241V240H102ZM154 241V240H153ZM164 241V240H163ZM167 241V240H166ZM169 241V242H170ZM173 241V240H172ZM158 242V241H157ZM157 242H155V244H156V246L154 245V248L156 247L157 249H154V250H157L158 251V254L159 255H161V260L160 259H157L155 256H150L151 257V259L150 260H148L145 264H156L157 262H159L160 263V261H162L161 263L162 264H186L185 262H174L173 261V259H172V255L171 254H173V253H167L163 248H162V245H161V243L159 242V243H157ZM260 242V243H259ZM40 243V242H39ZM49 243V242H48ZM62 243V242H61ZM72 243H73V241H72ZM79 243V242H78ZM93 243V242H92ZM110 243V242H109ZM134 243H135V241H134ZM150 243V242H149ZM43 245H44V243H42ZM42 244H41V246H42ZM50 245H51V243H49ZM64 244V243H63ZM111 244V243H110ZM127 244V243H126ZM132 244V243H131ZM145 244V243H144ZM150 244H152V243H150ZM6 245V244H5ZM9 245V244H8ZM14 245V244H13ZM12 245V246H13ZM73 245V244H72ZM79 245V244H78ZM82 245V244H81ZM103 245V244H102ZM128 245H130V244H128ZM17 246V245H16ZM47 246V245H46ZM111 246V245H110ZM264 246V245H263ZM48 247V246H47ZM68 247V246H67ZM103 247V246H102ZM134 247V246H133ZM150 247H151V245H150ZM2 248V249H1ZM21 248V247H20ZM42 248V247H41ZM52 248H54L53 246H52ZM101 248V247H100ZM139 248V247H138ZM142 248H144L143 246H142ZM4 249H5V247H4ZM26 249V250H27ZM30 249H32V250H30ZM43 249V248H42ZM67 249V248H66ZM108 249H109V245H108ZM135 249H137V248H135ZM134 248H133V250H135ZM166 249V248H165ZM64 250V249H63ZM83 250V249H82ZM129 250V249H128ZM131 250V249H130ZM146 250V249H145ZM148 250V249H147ZM32 251V252H33ZM44 251V250H43ZM102 251H105V250H102ZM108 251V250H107ZM152 251H153V248H152ZM172 250H170V252H171ZM4 252H6V251H4ZM27 252V254H28V251H26ZM36 252L35 253H32V255L34 254V255H36ZM45 252V251H44ZM127 252V251H126ZM136 252H137V250H136ZM135 252V253H136ZM140 252V251H139ZM146 252V251H145ZM154 252V251H153ZM174 252V251H173ZM176 252V251H175ZM179 252V251H178ZM51 253V252H50ZM92 253V252H91ZM142 253H144V252H142ZM152 253V252H151ZM224 253L227 255V253H229L230 255H228V256H225L224 255ZM67 254H68V252H67ZM93 254V253H92ZM146 254V253H145ZM177 254V253H176ZM18 255V254H17ZM38 255V254H37ZM36 255V256H37ZM69 255V254H68ZM85 255V254H84ZM89 255V254H88ZM91 255V254H90ZM103 255V254H102ZM31 258H32V256L31 255H29ZM42 256V255H41ZM83 256V255H82ZM100 256V255H99ZM104 256H105V254H104ZM103 256V257H104ZM132 256V255H131ZM175 256V255H174ZM181 256H183V252L182 253H180V257ZM211 256V255H210ZM26 257H27V255H26ZM85 257V256H84ZM89 257V256H88ZM92 257V256H91ZM108 257V256H107ZM106 257V258H107ZM37 258V257H36ZM39 258V257H38ZM48 258V257H47ZM46 258V259H47ZM81 258V257H80ZM87 258V257H86ZM159 258V257H158ZM19 259H21V258H19ZM33 259V258H32ZM40 259V258H39ZM51 259V258H50ZM92 259H93V257H92ZM128 259H129V257H128ZM132 259V258H131ZM27 260H28V258H27ZM31 260V259H30ZM38 260V259H37ZM45 260V259H44ZM104 260H106L105 258H104ZM108 260V259H107ZM110 260V259H109ZM21 261V260H20ZM26 261V260H25ZM35 261V260H34ZM43 261V260H42ZM47 261V260H46ZM100 261V260H99ZM1 262H3V263H1ZM28 262V261H27ZM41 262V261H40ZM79 262H81V261H79ZM88 262V261H87ZM110 262V261H109ZM111 262H112V260H111ZM111 262L109 263V264H111ZM9 263V262H8ZM19 263H21V262H19ZM18 263V264H19ZM32 263L33 264H35L34 262H33V260H32ZM49 263H51V262H49ZM48 263V264H49ZM68 263V262H67ZM70 263H71V261H70ZM86 263V262H85ZM194 263L195 264H209L208 262H206L204 259H203V255H198L195 259H194ZM225 263H227V261L225 262ZM29 264V263H28ZM39 264V263H38ZM72 264V263H71ZM87 264V263H86Z\"/></svg>",
  "mask_w": 264,
  "mask_h": 264
},
{
  "label": "built area",
  "instance_id": "3",
  "mask_svg": "<svg viewBox=\"0 0 264 264\" xmlns=\"http://www.w3.org/2000/svg\"><path fill=\"white\" fill-rule=\"evenodd\" d=\"M264 0H249V5L252 8V11L254 13H257L258 9H257V4L260 3L263 5Z\"/></svg>",
  "mask_w": 264,
  "mask_h": 264
},
{
  "label": "trees",
  "instance_id": "4",
  "mask_svg": "<svg viewBox=\"0 0 264 264\" xmlns=\"http://www.w3.org/2000/svg\"><path fill=\"white\" fill-rule=\"evenodd\" d=\"M257 9H258L259 11L262 10V9H263L262 4L258 3V4H257Z\"/></svg>",
  "mask_w": 264,
  "mask_h": 264
}]
</instances>
